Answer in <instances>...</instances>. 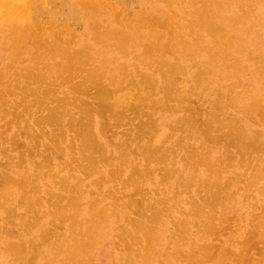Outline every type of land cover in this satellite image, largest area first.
Here are the masks:
<instances>
[{
	"label": "rangeland",
	"instance_id": "1",
	"mask_svg": "<svg viewBox=\"0 0 264 264\" xmlns=\"http://www.w3.org/2000/svg\"><path fill=\"white\" fill-rule=\"evenodd\" d=\"M12 1V2H11ZM26 1V0H25ZM25 1L23 0V1H18V0H8V1H6V0H0V9H1V12H0V18H2V19H4L5 21H1L2 19H0V135H2L1 137H0V172L2 171V169H4L5 167H2V163H3V166L5 165L4 163H7V159H6V157H5V155H3L2 154V152H3V148H5L8 144L9 145H12V146H16V144H18L19 146H20V144H22L23 142L22 141H24L25 142V147H21V150H26L24 153H25V155L23 154V153H21L22 155H24V156H27L28 158L29 157H32V161L34 162V164L35 163H39L41 160L40 159H42V156L41 155H43L44 157L47 155L50 159H52L53 161L52 162H50L51 164L49 165V166H52V164L53 165H55V163L56 164H61L62 162H66L67 161V156H66V154H67V152H68V148H67V145H70L71 146V143H69L71 140L70 139H72L71 137H70V135L71 136H73V138H74V136L76 135V133L74 134V131H76V132H79L78 134H80V131L81 130H83L85 127H87L88 128V130L90 129L89 127H88V125L89 124H87V123H85L84 125H83V127L81 126H77V129H76V127L75 126H73V130L72 129H69V124L68 125H66V123L67 122H62L61 123V121H58L57 122V120H56V122L58 123L57 124V126H56V124L54 123V126H56L55 128L52 126V128H54V130L55 131H52L53 129L51 128V126H49L46 122V124H40V122H39V124H40V127H41V131H40V129H38L39 127H37V126H39V124L38 125H35L32 121H35V118L37 117V119L36 120H38V121H41L42 122V118H43V120L44 119H46V118H50V117H52V116H55L56 114V110H55V112L53 111V113H50V111H51V109H49L50 107L51 108H55V105L56 106H59V107H61L60 105H63V108H66V109H68V110H71L72 109V112L74 111V114H75V112H77L78 114H75V115H79L81 112H79V110L81 111V109H84V106H83V103H84V101L86 100L87 102H85V103H87V105H88V108L90 107H92L93 106V108L95 109H92L91 108V113H93V114H91V119H90V121L93 119L94 120V122H93V120H92V123L90 122V127H91V129L93 128V132H94V134L96 135V137H97V140H98V142H99V144L101 145V149L103 150L102 151V154H104L105 156L103 157H100V159H99V157H96V156H98L97 155V153L95 152L94 154H92V157H96L97 158V160L98 161H96V159H95V162H97L98 164H96L94 167H99V168H97V172H96V168H95V172H93V173H91L90 174V172L89 173H87V175H86V173L84 172H82L81 173V175L80 174H77V178H75V180L73 181V183L70 185V188L69 189H71L70 190V192L69 193H67L69 190L67 189V191H62V192H58L61 196L59 197V196H57V193H52V192H50L51 190H50V188H46L45 189V187H48V186H46V184L47 185H49V182L47 181L45 184H40L38 187H35V186H32L31 188H33L34 189V191L36 190V188H37V190H39V193H40V191H41V193L39 194L38 192H37V194H35L34 192H31L32 194L34 193V195L38 198H40L41 200H44V202H45V206L43 205V210H45V209H47V210H49L50 212L48 213V215L45 217V218H43V221L41 222V224L38 226V228L36 229V230H34L33 232H31L30 234H29V237L31 238V239H33L36 243H39L41 240L39 239V237L40 236H42V234H45V233H42V232H45L46 231V229L48 228V227H50V226H52V225H54L55 223H58L57 221H56V219L54 220V218L55 217H53V215H52V212H55L56 211V209L57 208H60V206H64V205H67V204H69V202L71 201V199H70V197L72 196V194H73V196H75L76 197V191L78 190V188H79V190L80 189H82L83 190V192H82V194H83V198L86 200V201H89V200H91L92 199V195H91V193H90V195H89V192H92V190H93V192H94V194L93 195H95V196H93L94 198L97 196H100V194H101V192H102V194L104 195V192H105V194L108 196H106V195H102L101 194V196L104 198H102L101 200L103 201V202H105L104 204H107L109 207H112V205L113 206H116V208L114 207V209H115V214H114V217H113V220H112V222H111V224L113 225V224H116L117 222H119L121 219H123V216H126V214H128L129 213V215H130V217H134L135 219L136 218H138L139 216L138 215H136V214H139L138 212H137V210H142L143 209V207L145 208L146 206H150V205H148V203L146 204V202H149V204H152L153 202L156 204L157 203V201L158 202H160V203H157V205H155L154 203H153V207L152 208H154L155 206V208L153 209V211H156V209H160V208H162L163 207V205H162V201L164 202V200H168L169 198H172V199H174V202L175 203H173V204H171L172 206H174V207H171V205H170V207H168V210H167V215H163V221H164V223H163V221L161 220L160 222H159V224H158V227H156L157 229V231H156V234L158 235V242L159 243H157L156 244V246H154L155 247V249L153 250V251H151V255H149L150 257L148 258L147 257V264H150L151 262V264H160L159 263V260H161L162 261V252L163 251H165L166 250V248H167V250L169 249V246H170V248L171 249H169V254L172 252V250L174 249L173 248V241H174V239L176 240L177 239V237H180L181 235H182V233H183V235L182 236H184L185 235V237H186V235H187V232H186V229H189V231H188V233H190V234H188L187 235V237H186V239H182L185 243H182V246L179 244V246H178V249L176 250L175 249V251L173 250V253L172 254H174V252L176 253V252H178V254H181V255H176V254H174L176 257L173 259V257H172V254H168V261H162V263H164V264H167V262H168V264H174L175 262V264H190V262L189 261H192L191 259L193 258L194 259V264H195V261H199V262H202L206 257L205 256H208L207 254H212V253H210L211 252V249L210 248H213V247H215V245L217 244L218 246L220 245V246H222V242H220V239L223 241V246L224 247H226L228 244H230L229 246H227L226 247V250L227 249H229L228 251H233L232 253H230V252H226V250L223 248V254H225V255H223V254H221V257L220 258H218L219 259V261H218V259L217 260H213V261H211V263H210V260H208V259H205L204 260V262L207 260L210 264H254V263H256V261L257 260H260V257H258V255H256V253L259 251L260 252V250L263 248V243L262 244H260L259 242H257L256 241V245L253 243V242H255L254 241V238L252 237V234H251V236H250V230H251V227H253V225H254V223L257 221V218H258V211L257 210H254V209H249V210H246V212L244 211V216H242L241 217V219H243V225L244 226H242L241 227V223H240V219H237L238 217V213L234 210V209H236V208H232V211L231 210H229L230 212H228L227 213V218H226V224H228L229 226L232 224V226L233 227H238V225H239V228H236L235 230H234V234H233V237H232V239L230 240V241H228V238L225 236V235H218L219 237H221V238H217L216 239V237H217V235H212V237L210 236V237H206V238H204L203 237V235L204 236H206V235H208L207 233L205 234V230L207 229L206 228V226L207 225H204V222L203 221H201V223H203V224H201V223H198V222H200V219L199 220H195V222L196 221H198L197 222V224H201L202 226L204 225V227H202V226H199V229H198V227H197V229H196V226H198V225H196V223L194 222V220H193V222H190V216H188L187 218H185V216H187V215H184V212L185 213H188V211L189 210H191L192 208H191V206H192V204H195V203H200L201 202V204H203L204 203V200H207V198H206V196H207V194H208V197H209V203H210V200H211V196L209 195V193H210V191L208 192V191H205V190H203V189H201V188H199V190L197 189L198 187V185H196L195 184V186L194 185H192V187L191 188H189L188 189V192H189V190H191V192L189 193L191 196H190V198L192 197V199H189V194L187 193L186 195H185V193H182L181 192V195H180V190L178 189V188H175L174 186L175 185H173L172 183H170L168 180H167V182H166V180H163V179H161V181H160V177H159V175L158 174H163V172H161L160 171V169L161 170H163V168H162V164H160V160H159V162H153V164H152V166L153 167H151L150 169L149 168H147V167H144V166H139V164H138V166L136 167L137 169H135V167L133 168L132 166V168L134 169V171L132 170V168L131 167H129V168H123V170H122V172L120 171L122 168H120V167H118L117 165V167L119 168V170H117V172L119 173V171H120V174L122 173V178H121V180L119 181L118 179H115V177H117V176H113V175H111V176H113V178L115 179V181H113V179H112V182H111V180H110V177H108L109 175H108V170H109V172H111L110 170H111V167L112 168H116V166H114V165H112V166H109V165H107V162L108 161H105V162H101L102 161V158H105V157H107L108 158V160H109V154L111 153V151L115 148V145L114 144H116V147H118L119 145L120 146H122V144H121V142H122V140H124V142H125V137H127L128 139V145H129V147H127V148H125L126 147V145L125 144H123L124 146H122V150H123V147H124V151H126V152H128L130 155L136 150V152L138 153V154H140V152H139V150L137 149V147L135 146L137 143L139 144L141 141L143 142V140L145 139V140H152L151 142H153L152 143V145H154L155 146V149L157 150V154L158 153H161V152H164V149H166L167 147H170V148H172V149H174L176 152H174L172 149H170V148H167V150L170 152V154H172V156H174V157H172L173 158V160H175V162L173 161V163H176V164H178V166H180V164L183 162L184 163V159L186 160L185 162H186V164L188 165V166H190L191 164H193V165H191V167L193 168L194 167V164L196 165V160L198 159L199 160V158H201V157H203V156H206V154H211L212 152H215V151H212V150H216V152H217V154L215 155V156H217V157H215V159L218 161V163L220 162V163H222V164H225V165H227V164H231V163H234L235 164V166H237V167H240L241 165H239V164H246L245 166H251V164H252V166H251V168H253V165H255V164H257L258 166H262L263 164H260V162H261V160H263L264 159V147H262V146H264V135H259L260 134V131L261 132H264V100L261 102L262 103V105H260V109H258L257 111H253V112H249V114H248V112H243V111H238L236 108H233V107H229L228 106V108L226 107V106H222L221 104H220V95L218 94V92H217V84H220V78H223L222 79V81H221V83H223L224 84V82L225 83H228L229 81H228V77H225L226 75H225V67L223 66V65H220V64H224V63H226V61H225V59L220 55V50H216L217 52H218V54H219V56L217 55V56H215L213 59L211 58V56H210V54L209 53H205V52H198V54L200 53V55L198 56V61L199 62H201V63H203V64H205L206 63V66H204L206 69H205V73L207 72V75L205 76V79L201 82V83H199L198 84V86H197V84H195L194 85V83L192 82V80H190V79H192L191 77H190V75H188L187 77H185V78H180V84H179V90L181 91V93L183 94H185L186 95V97H188V101L190 102H188V101H186V103L184 102V103H179L178 104V102L176 101V100H178V99H176V100H173L174 98H176L175 96H173V95H171V96H168V98L169 99H171L172 101H169V99H167V93H165L166 95H163V93L165 92L163 89H162V91L160 92L159 90H160V87H159V84L157 83V80L155 81L154 80V77H152L153 75H154V72L157 70V68H158V66H157V63L156 62H159V59H161V58H163L164 60V63H165V61L166 60H168V58H167V51L165 50V47L167 48V43H165V42H168L166 39H168L169 41H170V39H172V37H173V35L172 34H179L180 35V37H182L183 39H186V40H188V39H192V36H193V31H194V24H197L199 27V29L200 30H198L199 32L201 31V32H203V37H204V40H205V42L206 43H208V44H212L213 42L215 43V42H217L218 40H216V39H219L217 36V33H215L214 32V27L213 28H210V26H209V24H207L206 22L204 23H202V25H206V26H202V25H200L201 23L199 22L200 21V19H198V18H195V16H199L200 14V17H202V19L204 18V15L202 14V12L200 11V9H202L201 7V5L202 4H204L203 2H205V5L207 4V2H208V0H203V1H201L200 2V0H191L192 2H194V3H190V2H188V4L187 3H185V2H181L182 3V6H181V4H180V1H178V0H96V1H92V0H81L80 1V3H79V1L78 0H62V2H61V0L59 1V0H41V1H39V0H27L26 1V4L28 5L29 4V6L27 7L26 6V4H25ZM45 1V2H44ZM47 1V2H46ZM66 1V2H65ZM92 1V2H91ZM177 1V2H176ZM240 1V2H239ZM249 1H250V3L252 4V5H250V3H249ZM4 2V3H3ZM17 2H18V4L20 5V3H21V9L19 8H17L16 10H14L15 8H14V6H18V4H17ZM24 2V3H23ZM40 2H41V4H40ZM83 2H86V4H89L88 6H91V7H86L85 5H82V3ZM89 2H91V3H89ZM96 2H99L96 6L95 5H93L92 3H95L96 4ZM173 2V3H172ZM245 2V3H244ZM3 3V4H2ZM7 4V7L9 8V10L7 11V8H6V4ZM42 3H44V4H42ZM144 3V4H143ZM169 3H171V6H169V4L167 5V4ZM176 3H179V4H176ZM190 3V4H189ZM197 3V4H196ZM201 3V4H200ZM233 3V4H232ZM239 3V4H238ZM262 3V4H261ZM35 4V5H34ZM73 4V5H72ZM84 4V3H83ZM242 4V6H240ZM2 5H3V7H2ZM12 5V6H11ZM25 6V8H24V6ZM32 5V6H31ZM37 5V6H36ZM92 5H93V8H92ZM186 5V6H185ZM194 5H196V6H198V7H196V6H194ZM239 5V6H238ZM257 5H258V7H257ZM39 6V7H38ZM71 6H73V7H71ZM109 6V7H108ZM110 6L112 7V9L110 8ZM114 6V7H113ZM145 6V7H144ZM194 8H193V7ZM245 8H244V7ZM246 6H248V8L246 7ZM261 6V7H260ZM264 0H231V5L229 6V7H227V9H225L224 10V14H225V16L229 19V21H230V23H232L233 25H235L236 23H238L237 25L241 28V32H239L240 34L242 33V34H245L244 36H242V42H245V38H246V42L244 43L245 45H248V48H247V50H246V54L245 55H247L248 54V52H249V57L250 58H252L253 56H254V58H252V60L253 61H250L248 64H250V65H252V66H249V65H243L241 68V72H240V74L241 75H243L242 76V78L241 79H239V83H241L240 84V86L237 88L238 90L237 91H241V90H243L244 89V87L245 86H247L248 84V86H252V84L253 85H255V76L253 75L255 72H257V70L260 68L261 69V64H264ZM33 7V8H32ZM35 7V8H34ZM60 7V8H59ZM77 7V8H76ZM94 7H96V8H94ZM106 7H108V9L106 8ZM144 7V8H143ZM184 7V8H183ZM23 8L24 9H26V8H28V9H26V12L24 11L23 13H27V14H23L22 13V11H23ZM31 8V9H30ZM49 8V9H48ZM81 8H83L82 9V12L80 11L81 10ZM110 8V9H109ZM113 8L114 9H116L117 8V10L115 11V12H113L112 13V11H114L113 10ZM197 8H200V9H198V12H201V13H199V14H197ZM203 8H204V6H203ZM228 8L231 10H228ZM247 8V9H246ZM249 8H250V10H249ZM10 9L12 10V11H14V13L17 11V13L16 14H14L13 12H11L10 11ZM44 9V10H43ZM78 11H77V10ZM87 9L89 10V11H87ZM144 9V10H143ZM178 9V10H177ZM181 10V12H180V10ZM184 9V10H183ZM192 9H194V10H192ZM242 9V10H241ZM245 9V10H244ZM253 9H256V10H253ZM19 10V11H18ZM28 10V11H27ZM42 10V11H41ZM94 10V11H93ZM95 10H97V12L95 11ZM119 10V11H118ZM161 10V11H160ZM166 10V11H165ZM196 10V11H195ZM249 10V11H248ZM253 10V13L251 12ZM260 12H259V11ZM29 11H31V13L29 12ZM86 11V12H85ZM106 11V12H105ZM149 11V12H148ZM192 11H194V12H192ZM243 11V12H242ZM244 11H248V13L246 12L245 14H244ZM255 11V12H254ZM11 12V13H10ZM18 12H20V13H18ZM96 12V13H95ZM99 12V13H98ZM100 12H101V14H103V15H101L100 14ZM103 12V13H102ZM127 12V13H126ZM143 12H144V14H145V16H147V17H145V16H143L144 14H143ZM148 12V13H147ZM172 12V13H171ZM180 12V13H179ZM235 12V13H234ZM5 13H7V14H11L10 15V17H11V19H10V17H9V19H6V17L5 16H9V15H4ZM13 13V14H12ZM80 13L81 14H83V15H80ZM120 14L122 17H119V16H117V14ZM124 13V14H123ZM132 13L133 15H130V14ZM151 13V15H149ZM160 13V14H159ZM163 13H164V16H161V15H163ZM176 13L178 14V15H176ZM194 13V14H193ZM196 13V14H195ZM240 13V14H239ZM19 14V15H18ZM20 14H23V15H21V17H22V20H19L20 19ZM28 14H30V16L28 15ZM73 14V15H72ZM87 15V16H85V15ZM91 14V15H90ZM98 14H100V15H98ZM138 14V15H137ZM251 14H253V15H251ZM14 15H16V16H14ZM28 15V16H27ZM55 15V16H54ZM74 15H75V17H74ZM98 15V16H97ZM114 15V16H113ZM129 15V16H128ZM135 15V16H134ZM140 15H142V16H140ZM246 15H248V16H246ZM18 16V17H17ZM26 16V17H25ZM38 16V17H37ZM43 16V17H42ZM92 16V17H91ZM116 16L119 18V20H117L116 19ZM127 16V17H126ZM134 16V17H133ZM168 16V17H167ZM177 16V17H176ZM238 16L240 17V18H238ZM30 17V18H29ZM90 17V18H89ZM95 17V18H94ZM104 19H103V18ZM106 17V18H105ZM137 17H141V18H143V19H139V21L137 20L138 18ZM150 17V18H149ZM174 17V18H173ZM180 19H179V18ZM193 19H192V18ZM241 17H245V18H247V19H242ZM8 18V17H7ZM26 18H28L27 20L29 21V22H27V23H25L26 21ZM35 18V19H34ZM99 18V19H98ZM104 20H102V19ZM127 18H129V19H127ZM133 18H136V21H134L135 19H133V21H132V19ZM149 20H148V19ZM164 18V19H163ZM238 18V19H237ZM260 18V19H259ZM17 19V21H15ZM88 19V20H87ZM90 19V20H89ZM127 19V20H126ZM151 19H153V20H155V21H153V22H151L152 20ZM168 19H170V20H168ZM177 19H179V20H177ZM191 19H192V21H191ZM198 19V21H196ZM237 19V20H236ZM251 19V20H250ZM18 20H19V23L21 22L22 24H23V26H22V24L20 23H18ZM74 20V21H73ZM87 22H86V21ZM98 21V23H97V21ZM108 20V21H107ZM117 20V21H116ZM120 20H123V21H121L120 22ZM140 20H142V22H143V24H142V22L140 21ZM144 20H146V22L144 21ZM158 20V21H157ZM168 20V22L166 23V21ZM189 20H190V22H189ZM234 20V21H233ZM252 20H253V23H252ZM10 21H11V23H10ZM15 21V22H14ZM34 21H36V23L34 22ZM51 21V22H50ZM84 21H85V23H84ZM94 21H96V22H94ZM125 21V22H124ZM157 21V22H156ZM163 21V23H161V22ZM181 21V22H180ZM185 21V22H184ZM237 21V22H236ZM239 21V22H238ZM242 21H244V24H243V22ZM5 22V23H4ZM16 22H17V24L18 25H20L21 26V28H20V26H17L16 25ZM56 22H57V24H56ZM74 22V23H73ZM91 22H92V24L93 25H91ZM105 22H107L108 23V25H107V23L105 24ZM123 22V23H122ZM126 22H128L127 24H129V23H131L132 22V24H131V27L129 28V27H127L128 25L126 24ZM151 22V23H150ZM154 22H156L155 24L157 25V26H153V25H155V24H153L152 25V23H154ZM159 22H160V24H159ZM178 22H180L179 24H178ZM236 22V23H235ZM240 22H242V23H240ZM245 22H248L249 24H250V26L251 25H253V27H254V32H253V35L252 36H249V34H248V31L246 30V28H245ZM258 22V23H257ZM262 22V23H261ZM2 23V24H1ZM24 23L25 24H27L26 26L29 28H27L26 26H24ZM48 23H49V25H48ZM96 23V24H95ZM102 23V24H101ZM122 23V24H121ZM141 23V24H140ZM166 23V24H165ZM188 23V24H187ZM258 25H260V26H258ZM6 24H8V25H6ZM14 24V25H13ZM51 24V25H50ZM110 24V25H109ZM149 24L150 25H152L151 26V28L149 27ZM162 24V25H161ZM174 24H176L175 25V27H172V25H174ZM16 25V26H15ZM37 25V26H36ZM78 25V26H77ZM85 25V26H84ZM88 25H89V27H88ZM99 25V26H98ZM136 26V28L134 29V27ZM138 25H140L139 27H137ZM142 25H143V27H142ZM40 26H43V28L45 29H41V27ZM56 26V27H55ZM88 28H87V27ZM112 26H114V27H112ZM122 26H124V27H122ZM146 26V27H145ZM160 26H164V27H160ZM183 26V27H182ZM200 26H201V28H200ZM14 29H13V28ZM17 27H19V29H17ZM38 27H40V31H38L39 29H38ZM56 29H55V28ZM90 27H92V29L90 28ZM99 27V28H98ZM110 27V28H109ZM117 27V28H116ZM178 27V28H177ZM180 27V28H179ZM181 27H182V29H181ZM186 27V28H185ZM189 27V28H188ZM190 27L193 29H191V31L192 32H190ZM206 27H208V29L206 28ZM259 27V28H258ZM25 28H27V29H25ZM30 28L31 29H33V30H30ZM36 28V29H35ZM53 28H54V30L55 31H53ZM71 28V29H70ZM98 28V29H97ZM103 28V29H102ZM106 28H108V29H106ZM114 28H115V30L117 29V31H115L114 30ZM118 28H119V30H118ZM123 28H125V29H123ZM129 28V30H127ZM131 28H133V29H131ZM145 28V29H144ZM165 28V29H164ZM168 28H170V30L168 29ZM175 28V29H174ZM210 28V29H209ZM16 29V30H15ZM97 29V30H96ZM149 29H150V31H149ZM152 29H154V31L152 30ZM160 31H159V30ZM172 29V30H171ZM256 29H259V30H256ZM11 32H10V31ZM17 30H18V33H17ZM29 30V31H28ZM35 30V31H34ZM36 30H37V35L36 34H34L35 32H36ZM44 32V33H47V31H48V35L47 34H44V33H41L42 31ZM95 30V31H94ZM102 30V31H101ZM132 30L133 31H135V33H137V30H138V33L137 34H133L132 33V36H135V37H133V39L131 38L132 36H131V32H132ZM142 30H144V31H142ZM181 30V31H180ZM208 30V31H207ZM210 30H213V32L212 31H210ZM244 30V31H243ZM256 30V31H255ZM32 31V32H31ZM104 31V32H103ZM106 31V32H105ZM149 31V32H148ZM152 31V32H151ZM184 31V32H183ZM197 31V32H198ZM224 31V34L226 33V34H228L227 33V31L228 30H223ZM17 34H15V33ZM34 32V33H33ZM38 32L39 33H41V34H43V35H45V36H43V35H41V34H39L38 35ZM58 32V33H57ZM73 32V33H72ZM93 32V33H92ZM95 32V33H94ZM100 32V33H99ZM111 32H113V33H111ZM143 32V33H142ZM146 32V33H145ZM152 33V34H154V35H156L157 34V37L156 36H154L155 38H156V40H155V38L153 37V35L152 34H149V33ZM165 32V33H164ZM182 32V33H181ZM190 32V33H189ZM206 32V33H205ZM209 32H212V33H215V34H213L214 36H212V33H210L209 34ZM258 32V33H257ZM28 33L30 34V35H28ZM33 33V34H32ZM99 33V36H97V34ZM101 33H103L102 35H104L102 38H101ZM106 35H105V34ZM107 33H108V35H107ZM111 33V37L109 36V34ZM141 33V35L143 36H141V35H139ZM183 33H185V35L183 34ZM189 33V34H188ZM247 33V34H246ZM10 34V35H9ZM12 34V35H11ZM21 34H23V36L21 35ZM51 34V35H50ZM57 34V35H56ZM113 34V35H112ZM117 34L119 35L118 36V40H117V38H115V36L117 37ZM130 34V35H129ZM145 36H144V35ZM167 36H166V35ZM183 34V35H182ZM218 34H220V33H218ZM225 34V35H226ZM261 34H263L262 36H261ZM25 35V36H24ZM32 35H34L35 36V38H34V36H32ZM54 35V36H53ZM61 35V37L63 36H67V37H69L70 39H72L71 41H69L70 39L69 38H67L66 36H65V38L64 39H69V40H66L65 42L66 43H68L67 41H69V43L70 42H73V43H70L71 44V46H67L66 44H65V42H63L64 41V39L63 40H60L59 38H61V37H59L58 38V36H60ZM73 36V37H76L75 38V42L77 43H75L74 41H73V37L71 38V36ZM152 36V38L151 37H149V36ZM159 35V36H158ZM170 35H172V36H170ZM182 35V36H181ZM190 35V36H189ZM221 35H223V34H221ZM224 35V36H225ZM229 35V34H228ZM232 35L233 34H230L229 36H231L230 38H233L234 39V37H232ZM19 36H21L20 37V39L21 40H23L24 41V43L18 38ZM33 38V39H35V41L31 38V37ZM42 36V37H41ZM47 36V37H46ZM120 36H122V39H123V37H125L124 39L126 40V41H128V43L126 44V41L123 39H120L121 37ZM137 36H141L140 38L139 37H137ZM147 36H148V38H147ZM166 36V37H165ZM223 36V37H224ZM229 36H227L226 37V39L227 38H229ZM13 37V38H12ZM14 37L15 38H17L18 39V41L15 43V39H14ZM36 37H39L40 38V40H42V42H44V43H41V46H42V44H45V43H47L48 44V48H47V44L45 45V47H41L39 44V42H38V40H37V42H38V44L36 45L34 42H36ZM108 37L110 38V39H108ZM128 37V38H127ZM207 37V38H206ZM213 37H214V39H213ZM219 37H220V35H219ZM252 37V38H251ZM256 37V38H255ZM25 38L27 39V40H25ZM31 38V39H30ZM52 38V39H51ZM97 38V39H96ZM98 38H100V39H98ZM103 38H105V39H107L106 41H105V39L103 40ZM134 38H136V39H134ZM147 38V39H146ZM225 38V37H224ZM224 38H222V39H224ZM14 39V40H13ZM48 39H49V41H48ZM77 39H80V42L78 41L77 42ZM115 39V40H114ZM129 39V40H128ZM145 39V41H143ZM162 39V40H161ZM220 39H221V37H220ZM219 39V40H220ZM250 39V40H249ZM20 40V41H19ZM44 40V41H43ZM55 42H54V41ZM56 40H58L59 41V43H58V41L56 42ZM103 40V41H102ZM116 40H117V42H116ZM120 40H122V42H123V44H122V42H119ZM135 40V41H134ZM138 40V41H137ZM140 40H142V41H140ZM153 40H155V42L153 41ZM235 40V39H234ZM248 40H249V43H248ZM263 40V41H262ZM30 41H32V42H30ZM97 41H100V42H97ZM103 42V44H102V42ZM105 41V42H104ZM112 41H114V42H112ZM160 41H162V43L165 45L164 47H163V44L161 45V43H160ZM253 41H254V43H253ZM261 41V42H260ZM11 42L13 43V45L15 44V46H14V49H11V48H13V47H11ZM18 42H20V43H18ZM41 42V41H40ZM108 42V43H107ZM145 42V43H144ZM156 42H159L160 44H156ZM171 42V41H170ZM252 42V43H251ZM22 43L24 44V45H22ZM32 43L33 44H35V45H32ZM57 43H58V45L59 46H57ZM60 43H61V45H60ZM111 43V44H110ZM120 43V44H119ZM131 43H135V44H131ZM141 43V44H140ZM155 43V45H158L160 48L158 49V47H157V49H158V54H156L157 52H156V47H154L155 45H153ZM261 43V44H260ZM18 44H20L21 46H22V48H21V46L20 45H18ZM118 44V46H116ZM149 44L152 46V48L153 49H151L153 52H151V50H147L148 49V46H149ZM252 44V45H251ZM258 44V45H257ZM52 45V46H51ZM69 45V44H68ZM122 45H128V47H127V49H126V47L123 49V47L124 46H122ZM142 45V46H141ZM144 45V46H143ZM146 45H148L147 47H146ZM3 46V47H2ZM19 47V48H17L18 50L20 49V51H19V53H18V51H17V49L15 48V47ZM64 47L65 48V50L67 49V47H68V50H67V52H65L64 50H62L61 51V48L60 47ZM95 46V47H94ZM121 46V47H120ZM131 46H133V50H132V48H131ZM162 46V47H161ZM231 46V45H230ZM249 46H252V47H249ZM38 47H39V49H38ZM74 47V48H73ZM116 47H119V48H116ZM150 47V46H149ZM256 47V48H255ZM43 48V49H42ZM54 50H53V49ZM64 48H62V49H64ZM88 48H89V50H88ZM115 48V49H114ZM144 48H146V49H144ZM164 48V51L162 52V53H164V54H161L160 55V53H161V51H162V49ZM230 48H231V50H230ZM229 48V51L232 53V51H233V49L232 48H234L233 46L232 47H230ZM260 48H262V50L260 49ZM38 49V50H40V52L39 51H37L36 52V50ZM45 49V50H44ZM73 49V50H72ZM93 49V50H92ZM95 49V50H94ZM99 49V50H98ZM143 49V50H142ZM150 49V48H149ZM248 49H250L249 51H248ZM252 49V50H251ZM10 50H11V53H10ZM13 50V51H12ZM35 50V51H34ZM71 50V51H70ZM79 50V51H78ZM123 52H122V51ZM125 50V51H124ZM126 50H128V53L126 52ZM161 50V51H160ZM22 51H23V53H22ZM25 51V52H24ZM45 51V52H44ZM56 53H55V52ZM75 51H76V53L78 54V55H76V53H75ZM90 52L88 55H87V52ZM130 51H132V52H130ZM148 51V52H147ZM248 51V52H247ZM252 51V52H251ZM255 51V52H254ZM17 52V54H15L14 55V53H16ZM33 52L34 53H37L38 55H37V58H39L40 56H42V59H44V60H42L41 58H39L40 59V61L42 62H39V61H37L36 60V57H35V55L36 54H33ZM42 52V54H39V53H41ZM47 52H49L48 54H47ZM52 52V54H50ZM98 53V56H96V54ZM104 52V53H103ZM130 52V53H129ZM146 52H147V54H146ZM155 52V53H154ZM166 52V53H165ZM30 53V54H29ZM53 53L54 54H59V56H62V55H64V56H66V57H70L71 58V56L74 54V57H73V59H71V60H69L68 61V59H69V57H68V59L67 58H63V59H61V58H59V56L58 55H53ZM100 53V54H99ZM102 53V54H101ZM141 53V54H140ZM150 53H152V54H154L155 56H157L156 58H155V56L153 57V55L152 54H150ZM255 53V54H254ZM260 53V54H259ZM31 54L33 55V56H31ZM65 54H68V55H65ZM71 56H70V55ZM80 54V55H79ZM127 54V55H126ZM129 54V55H128ZM137 54V57L135 56ZM149 54H150V57H149ZM252 54H253V56H252ZM9 55H12V57L14 56H16V61L14 62V63H12L13 62V60L12 61H10L11 59H14V58H12L11 56H9ZM47 57H46V56ZM54 57H53V56ZM76 55V56H75ZM86 55V56H85ZM108 55V56H107ZM112 55V56H111ZM159 55H160V57H159ZM164 55V56H163ZM19 56V57H18ZM45 56V57H44ZM53 58H52V57ZM64 56H62V57H64ZM106 56V57H105ZM116 56V57H115ZM134 56V57H133ZM257 56V57H256ZM262 57V59H258V57ZM50 57V58H49ZM75 57H76V59H81L80 61H81V63L79 64V60H77L78 62L77 63H75ZM78 57V58H77ZM83 59H82V58ZM86 57H87V59H86ZM98 57V58H97ZM133 57V58H132ZM149 57V58H148ZM209 57V58H208ZM218 57V58H217ZM220 57V58H219ZM30 58V59H29ZM46 58V59H45ZM47 58H49V59H47ZM107 58V59H106ZM116 58V59H115ZM136 58H138V59H136ZM153 58H155L156 60H153L152 61V59ZM167 58V59H166ZM203 58H205V59H203ZM241 58H243V60H242V62L243 63H245V61L244 60H246V58L245 57H241ZM33 60V62H32V60ZM35 59V60H34ZM38 59V60H39ZM55 59V61H53ZM98 59V60H97ZM106 59V60H105ZM134 59V60H133ZM149 59H151V61L149 60ZM212 59V62L210 63V60ZM215 59V60H214ZM254 59H257V60H254ZM47 60H48V63L49 64H51L52 62V64L50 65V67H49V64L47 63ZM72 60H74L73 62H72ZM86 60H88V63L86 64V66H84L85 65V62L84 61H86ZM97 60V61H96ZM103 60V61H102ZM109 60V61H108ZM112 60V61H111ZM214 60V61H213ZM224 60V62H222ZM34 61H37V63L36 62H34ZM62 61V62H61ZM70 61H71V63H70ZM102 61V62H101ZM124 61V62H123ZM149 61H150V64L148 65V63H149ZM169 61V60H168ZM256 61H258V62H256ZM260 61V62H259ZM3 62H5V63H3ZM7 62V63H6ZM44 62V63H43ZM45 62H46V64H48V67H49V69H48V67L46 66V65H44V66H46L45 68H42L43 67V64H45ZM61 62V63H60ZM67 62V63H66ZM69 62V63H68ZM89 62H91V67H89ZM93 62V63H92ZM96 62V63H95ZM126 62V63H125ZM142 62V63H141ZM151 62H153V63H151ZM167 62V61H166ZM254 62V63H253ZM34 63H36L37 65H34ZM40 63V64H39ZM60 64L59 66H60V76L58 75L59 74V72L57 71L56 72V67L58 66V65H55V64ZM65 63H66V65H65ZM74 63H75V65H74ZM98 63V64H97ZM100 63V64H99ZM122 63H125V64H122ZM160 63V62H159ZM158 63V64H159ZM247 63V62H246ZM5 64H11L10 66H12V68L9 66V65H7V67L5 68ZM39 64V65H38ZM53 64H54V66H56L55 67V69H53ZM62 64H64L63 66H62ZM70 64V65H69ZM105 65V66H108V67H106V72H107V75L105 74H102V76H104V77H102V79H103V81H100V86H98V88H100L101 86L102 87H104V86H109L110 88L109 89H111V91H113V89L115 90V92H116V94H115V96H114V93H113V95L111 94V96H110V100L111 101H114V99H115V97H116V99H115V101H116V103H115V106L114 107H112V109H110V110H113L114 108H115V110L116 111H114L113 110V112H115V113H117V115H118V117L119 118H115V116H113L112 114H114L113 112H111L110 110V112L112 113L111 115H110V113L109 112H106L105 111V113L106 114H104L103 116H105L106 115V118H108V119H106L105 117H100L99 115L100 114H102V113H99V115H98V112H97V105L99 104V100L98 99H96L97 98V93L99 94V92L101 91L100 89H105L106 87H104V88H100L99 89V91H97L98 90V88L96 87V89H94L95 88V86H93L94 88H92L91 89V91H90V87H92V85H94L93 83H95L96 81H98L100 78H101V76L99 75L98 77L97 76H95L94 74H93V76H92V74L90 75L89 73L90 72H93V69L95 68H99L101 65ZM121 64V65H120ZM130 64V65H129ZM137 64H138V66H137ZM145 64V65H144ZM147 64V65H146ZM153 64V65H152ZM256 64V65H255ZM27 65H28V67L30 68V69H28L27 68V70H25L24 69V67H27ZM77 65V66H76ZM81 66V68H80V66ZM93 65V66H92ZM96 65H98L97 67H95ZM119 65V66H118ZM124 65H125V67H126V69L124 68ZM135 65V66H134ZM255 65V66H254ZM258 65H260V66H258ZM30 66H32V68L30 67ZM64 66H68V68H66L65 70V72L66 73H64V72H62V69H61V67H64ZM69 66H71V68H73L72 69V73H75L74 75L72 74V73H70V71H71V69L69 68ZM75 66V67H74ZM120 66H123L122 68L124 69V74H123V72L121 71L120 72ZM134 66V67H133ZM149 66H150V68H149ZM151 66H152V68H151ZM215 66V67H214ZM221 66V67H220ZM223 66V67H222ZM35 67H37V69H36V71H35ZM52 67V68H51ZM85 69H83V68ZM112 67V68H111ZM114 67L115 68H117V69H114ZM119 67V68H118ZM133 67V68H132ZM156 67V68H155ZM219 67V68H218ZM257 67V68H256ZM20 68L22 69V70H20ZM34 68V69H33ZM65 68V67H64ZM78 68H80L81 70H78ZM89 68H90V70L91 71H89V72H86L87 70H89ZM135 68H137V70H139V72L137 71V72H135L134 70H135ZM223 68V69H222ZM244 68V69H243ZM246 68V69H245ZM256 68V69H255ZM43 69V70H42ZM46 69V70H45ZM50 69H53V70H50ZM70 71H69V70ZM75 69H77L78 71H77V73H76V71H75ZM94 69V70H95ZM122 69V70H123ZM131 69V70H130ZM215 69V70H214ZM28 70H30V71H32L31 72V74L30 73H28L29 71ZM48 70V71H47ZM49 70H50V72H49ZM55 70V71H54ZM64 70V69H63ZM69 71V73H68V71ZM111 70V71H110ZM242 70H243V72H242ZM263 72H264V67L261 69ZM28 71V72H27ZM45 71V72H44ZM81 71H82V74H81ZM117 71V72H116ZM119 71V72H118ZM133 71V72H132ZM210 73H209V72ZM255 71V72H254ZM261 71V73H263ZM43 72V73H42ZM54 72H56V73H54ZM61 72H62V74H61ZM111 74L112 72V74H111V76H110V74ZM130 72H132V73H130ZM146 72H148V73H146ZM153 72V73H152ZM221 72V73H220ZM21 73H23V74H21ZM27 73H28V75L31 77V79H29L30 77L27 75ZM32 73H34V74H32ZM41 73V74H40ZM48 73V74H47ZM50 73V74H49ZM52 73H54V74H52ZM64 73V74H63ZM89 75H88V74ZM115 73V74H114ZM118 73H120V74H118ZM121 73H122V75H121ZM209 73V74H208ZM214 73H216V74H214ZM2 74V75H1ZM22 76H21V75ZM46 74V75H45ZM80 74H81V76H80ZM127 74V75H126ZM130 74V75H129ZM140 74H142V75H140ZM218 74V75H217ZM252 74V75H251ZM260 74V72L258 73V75ZM39 75V76H38ZM40 75H41V77H40ZM42 75H43V77H42ZM51 75H53V78H52V76ZM57 75V76H56ZM65 75V76H64ZM72 76V79L70 80V78L71 77H69V76ZM76 75V79L74 78L73 79V76H75ZM97 75V74H96ZM24 76V77H23ZM28 76V77H27ZM44 76L46 77V78H48V79H50V80H48V79H46V78H44ZM50 78H49V77ZM55 76H56V78H55ZM66 76L67 77H69V79L68 78H66ZM86 78V80H85V78ZM95 76V77H94ZM146 78V80H147V78H149V79H151L149 82L151 83H153V80L155 81V85H154V83H153V87L154 88H152L151 86H152V84H151V86H148L147 85V87H146V85L144 86V87H146L145 89L146 90H150L149 88L151 87V90L152 89H155L153 92L154 93H152V94H154V95H151L150 96V94H151V92L149 93V96H150V98H149V96L147 95L145 98L147 99H143V101H141L140 103L138 102V103H135V102H131L130 100H127L128 98H126V99H124L123 98V96H124V94L123 93H125L124 91V89H126V88H128V86H129V88H132L133 86V84H136V82L138 81V80H144L145 81V78ZM216 76V77H215ZM250 76V77H249ZM254 76V77H253ZM34 77H35V79H36V77H40V78H38V80L36 79V82L34 83V81H35V79H34ZM58 77H61V79L60 78H58ZM64 77V78H63ZM78 77V78H77ZM84 79H83V78ZM95 78V79H92V78ZM97 77V78H96ZM100 77V78H99ZM106 77V78H105ZM218 77V78H217ZM4 78V79H3ZM15 78V79H14ZM19 78V79H18ZM41 78H44L45 79V81L43 80V81H39V80H41ZM58 78V80H56ZM109 78L111 79V80H109ZM112 78H117L116 80H113ZM122 78H124V80H123V82H122V84H121V82H120V80H122ZM130 78H131V80H132V82L131 83H129L128 82V80H130ZM133 78V79H132ZM139 78V79H138ZM153 78V79H152ZM178 78H179V76H178ZM227 78V79H226ZM34 79V80H33ZM54 79H55V83L56 84H58V86L56 85H54V84H50L52 81L54 82ZM70 80V81H64V80ZM83 79V80H82ZM90 80V82H91V84H90V82H89V80ZM148 79V80H149ZM185 79V80H184ZM243 79V80H242ZM32 80H33V82H32ZM86 82H88V83H86ZM108 80V81H107ZM118 80V81H117ZM127 80V81H126ZM130 80V81H131ZM188 82H187V81ZM189 80H190V82H189ZM207 80H208V82H207ZM213 80V81H212ZM20 82V85L18 84L19 82ZM37 81H39V82H37ZM50 82V83H48V82ZM72 81V82H71ZM78 81V82H77ZM114 81H115V83H114ZM135 81V82H134ZM183 81V82H182ZM14 82H17V86H18V88L19 89H17L16 87L17 86H14ZM44 82H46V83H44ZM52 82V83H53ZM63 82H65L64 83V85H62L63 84ZM67 82V83H66ZM82 82H84V83H82ZM93 82V83H92ZM108 82V83H107ZM118 82V83H117ZM125 82V83H124ZM204 82V83H203ZM209 82L211 83V84H209ZM263 82H264V80H263ZM11 83V84H10ZM28 84V86H27V84ZM62 83V84H61ZM74 83V85L72 86L71 84H73ZM75 83L77 84V86L75 85ZM99 84V81L98 82H96V84ZM150 83H148V84H150ZM217 83V84H216ZM70 84V85H69ZM79 84L81 85V88H78V86H79ZM84 84V85H83ZM91 85V86H88V85ZM95 84V85H96ZM111 84H112V86H111ZM116 84V85H115ZM145 84V83H144ZM147 84V83H146ZM22 85V86H21ZM83 85V86H82ZM128 85V86H127ZM192 85V86H191ZM200 85V86H199ZM205 85V86H204ZM242 85V86H241ZM264 85V84H263ZM14 86V87H13ZM25 86V88H23ZM55 86V87H54ZM76 86V87H75ZM84 86H86L85 88V91H84ZM197 86V87H196ZM204 86V87H203ZM207 86V87H206ZM51 87H52V89L53 90H55V92H53V90H51ZM71 87H72V89H71ZM136 87V86H135ZM188 87H192L193 89H194V91H192V90H190V91H192V93H196L197 95H194V94H192L190 91H189V89H188ZM195 87V88H194ZM201 87V88H200ZM243 87V88H242ZM46 88V89H45ZM48 88H50V90H49V95H48ZM76 88V89H75ZM182 88V89H181ZM196 88H198V89H196ZM207 89V91H205L206 89ZM263 88H264V86H263ZM45 89V90H44ZM67 89V90H66ZM83 89V91L81 92V90ZM89 91H88V90ZM183 89H185V90H183ZM188 89V90H187ZM196 89V90H195ZM215 89V90H214ZM7 90H9L10 92H8ZM29 90H31V91H29ZM118 92H117V91ZM120 90H123V91H120ZM166 91H167V88L165 89ZM186 90H187V92H186ZM201 90H203L202 91V94H200L201 93ZM214 90V91H213ZM35 91H40V94H38V92H36L35 93ZM42 91H44L45 93H47L46 94V96L44 95V92H43V95L45 96V99H41V98H43V96H42ZM47 91V92H46ZM64 91V92H63ZM75 91L77 92V91H79V92H77V93H75ZM111 91H110V93H111ZM164 91V92H163ZM263 91H264V89H263ZM20 92H27V96H26V94L24 95V93H21L20 94ZM30 92H33V94L31 95L30 94ZM73 92H74V94H73ZM114 92V91H113ZM189 92V93H188ZM217 92V93H216ZM11 93V94H10ZM17 93H19V95L17 96ZM54 95H53V94ZM79 93V94H78ZM87 93H89L88 94V96H86L85 94ZM93 93H96V94H93ZM207 93V94H206ZM8 94H10V95H8ZM16 94V95H15ZM28 94H29V96H28ZM35 94V95H34ZM37 94V95H36ZM67 96H66V95ZM120 94V95H119ZM212 94V95H211ZM3 95V96H2ZM20 95H22L25 99H24V101L23 100H20V99H22L23 97L22 96H20ZM38 95H40V96H38ZM56 95H58V96H56ZM75 95V96H74ZM76 95H78V96H76ZM192 95V96H191ZM202 95V96H201ZM51 98V96H52V99L54 100V102L52 103H49L50 102V99H49V97ZM55 96V97H54ZM61 96V97H60ZM64 96H66V99H68V100H66V99H63L62 97H64ZM70 96H72L71 98H70ZM74 96V97H73ZM199 96V97H198ZM206 96H208V97H206ZM218 96V97H217ZM26 97H28V98H26ZM34 99H33V98ZM38 97H40V98H38ZM61 98L60 100L58 99V100H56L57 102H55V99H57V98ZM77 97H79V98H77ZM81 97H82V99L84 100V101H79L80 99H81ZM120 97H122V99L120 100ZM161 99H160V98ZM165 97V99L167 100H163V98ZM198 97V98H197ZM31 98V99H30ZM65 98V97H64ZM74 98V99H73ZM76 98H77V100H76ZM93 98V99H92ZM113 98V99H112ZM157 98H158V100H157ZM196 98V99H195ZM201 98V99H200ZM27 99V100H26ZM28 99H30V100H28ZM35 99H36V101H35ZM42 100V101H37V100ZM49 99V100H48ZM51 99V100H52ZM79 99V100H78ZM81 99V100H82ZM95 99H96V101H95ZM152 99L154 100V101H152ZM195 99V100H194ZM26 100V101H25ZM44 100V101H43ZM52 100V101H53ZM62 100V101H61ZM91 100V101H90ZM92 100H94V101H92ZM192 100L193 101H195L194 103L192 102ZM197 100V101H196ZM204 100V101H203ZM217 101V102H215V101ZM23 101V102H22ZM46 101V102H45ZM59 101H61V102H65V104L66 105H64L63 103L61 104V102L59 103ZM68 101L70 102L69 104H68ZM75 101V102H74ZM120 101V102H119ZM126 101V102H125ZM158 101H160V102H158ZM169 101V102H168ZM199 101V102H198ZM212 101V102H211ZM17 102H19V103H17ZM22 102V103H21ZM73 102L76 104V105H74L73 104ZM80 102V103H79ZM90 104H89V103ZM92 102V103H91ZM95 102V103H94ZM96 102H98V104L96 103ZM157 102H158V104H157ZM165 102H167V103H165ZM219 102V103H218ZM134 104L133 106L134 107H136L137 105H138V107H136V108H138V109H133L132 107H130V108H128V106H130V104ZM147 103V104H146ZM150 103H154V104H150ZM156 103V104H155ZM160 103V104H159ZM189 103V104H188ZM23 104V105H22ZM97 104V105H96ZM142 104V105H141ZM144 104V105H143ZM162 104H164V105H162ZM183 104V105H182ZM194 104H196V105H194ZM37 105V106H36ZM40 107H39V106ZM72 105V106H71ZM78 105V106H77ZM96 105V106H95ZM125 105H126V107H125ZM136 105V106H135ZM141 107H140V106ZM158 105H160V106H158ZM163 107H162V106ZM170 106V107H168V106ZM177 105V106H176ZM201 105V106H200ZM208 105L210 106V107H208ZM214 105H216V106H214ZM23 106H25V107H23ZM34 106V107H33ZM65 106V107H64ZM79 106H80V108H79ZM81 106H83V107H81ZM124 106V107H123ZM144 108H143V107ZM148 106H149V108H148ZM157 107V109H156V107L155 108H153V107ZM164 106H167V108H169L168 110H170L171 109V112L169 113V111L168 110H166L165 111V109H167L166 107L164 108ZM173 106H174V108H173ZM218 106V107H217ZM5 107V108H4ZM28 107H30V109H31V111H29V109H28ZM37 107H39V113H38V111L36 110L37 109ZM172 107V108H171ZM178 107H180L179 109H178ZM182 107V108H181ZM192 107V108H191ZM262 107V108H261ZM2 108H4V110L2 109ZM27 108V109H26ZM43 109V110H41V109ZM46 108H48L50 111H48V110H46ZM62 108V107H61ZM61 108H59V109H61ZM139 108H140V110H139ZM151 108V109H150ZM194 108V109H193ZM197 108H198V110H197ZM201 110H200V109ZM203 108V109H202ZM216 108H219L220 110H218V112H216L217 110H215V116H219V117H221V118H232V120H239V118H241V117H244L245 119H247V116H248V119H247V121H248V123H251V124H248V128H250L249 129V133H251L250 135H251V137L252 138H254V140L252 141V142H255L253 145L251 144H249V142H247V143H245V141H243L242 140V138H239V134L241 133L240 132V130L237 128V124L235 125L234 124V122H231V123H229V125H228V123L227 124H224V125H222V126H225V128H222V126L220 127V128H222V129H220L219 127L217 128L216 127V123L215 122H213L212 120H211V117H210V112H211V110L212 109H216ZM45 109V110H44ZM141 109L143 110V112H144V110H145V113L147 112V114L146 115H149V114H152L151 116L149 115V118H151V119H153L152 121L154 122L155 121V123H150V120H149V118H147V117H145L146 115H144V114H142L141 113ZM160 109H161V111H160ZM163 109V110H162ZM173 109V110H172ZM193 109V112L196 110V111H199V113L198 112H192L191 110ZM206 109V110H205ZM224 109V111H222ZM2 110L3 111H6L5 112V114H3L4 112H2ZM7 110H8V112H7ZM22 110H25V111H23V113H22ZM92 110H94V112H92ZM123 110V111H122ZM130 110V111H129ZM138 111L139 110V112L137 113V115H135V111ZM154 110V111H153ZM176 110H179V111H181V113L179 112V111H177V113H174V111H176ZM183 110H187V113H188V111H190L188 114L186 113V114H184V112H183ZM205 110V111H204ZM19 111H20V113L21 114H19ZM28 111V112H27ZM59 111V110H58ZM203 111V112H202ZM209 111V112H208ZM220 111H221V114H220ZM233 111V112H232ZM238 111V112H237ZM260 111L262 112V113H260ZM18 112V113H17ZM31 112V113H30ZM33 112V113H32ZM50 114H49V113ZM152 112V113H151ZM207 112V113H206ZM42 113V114H41ZM47 113L49 114V117H47ZM122 113V114H121ZM260 113V114H259ZM14 114V115H13ZM42 115V116H36V115ZM142 114V115H141ZM155 114V115H154ZM190 114V115H189ZM193 114H194V116L195 117H193ZM203 114H205V115H203ZM231 114V115H230ZM251 114L253 115L252 117L253 118H255V120L253 119V121L251 120ZM256 114V115H255ZM261 114H263L262 116H261ZM23 115H24V117H23ZM46 115V116H45ZM140 115V116H139ZM144 115V117H143V119L144 120H142L141 118H142V116ZM168 115V116H167ZM180 115V116H179ZM188 115V116H187ZM202 115V116H201ZM229 115V116H228ZM234 115V116H233ZM237 115V116H236ZM245 115V116H244ZM257 115H259V116H257ZM4 116V117H3ZM15 116H17V117H15ZM29 116V117H28ZM107 116H109V117H107ZM122 116V117H121ZM135 116V118L136 117H140V118H136V119H134L133 117ZM184 116H185V118L186 119H190V121H184L185 120V118H184ZM187 116V117H186ZM189 116H191V117H193L192 119L189 117ZM233 116V117H232ZM34 117V118H33ZM95 117H97V118H95ZM129 117V118H128ZM167 117L169 118V119H167ZM179 117H183L182 118V121H181V118H180V121H179ZM189 117V118H188ZM258 117V118H257ZM262 117H263V119H262ZM13 118H15V119H13ZM16 118H18V120L16 119ZM22 118H24V119H22ZM98 118H99V120H98ZM104 118V119H103ZM110 118V119H109ZM149 120V121H147V119ZM194 118H196V120L194 119ZM201 118H202V120H201ZM217 118V117H216ZM12 119H13V122H19V123H21V124H19V125H15V123H12ZM26 119H27V121H28V123H27V121H26ZM34 119V120H33ZM41 119V120H40ZM102 119V120H101ZM112 119V120H111ZM141 119V120H140ZM158 119V120H157ZM178 119V120H177ZM194 119V120H193ZM249 119H250V121H249ZM15 120H17V121H15ZM55 120V119H54ZM60 120V119H59ZM114 120H117V124H115V122H114ZM130 120H134L133 121V126H132V121H130ZM209 120V121H208ZM258 120V121H257ZM260 120H262L261 122H260V125H259V127H258V124H259V121ZM9 121H11V123L9 122ZM25 121H26V123H25ZM38 121H36V122H38ZM45 121V120H44ZM44 121L42 122V123H44ZM127 121H129V123H127ZM140 121H142V123H143V121H144V123H143V125H142V123H141V125H138V128H136L135 127V129H137V130H135L134 129V126L135 125H137V124H140V123H137V122H140ZM145 121L146 122H148V123H146V124H150V125H146V127L144 126L145 125ZM151 121V122H152ZM176 121H179V123H177ZM184 121V122H183ZM205 121V122H204ZM208 121V122H207ZM211 121V122H210ZM255 121V122H254ZM256 121H257V124H255L256 123ZM51 122V121H50ZM59 122L62 124L61 125V129L62 128H64V129H62L64 132H63V134L62 133H60V131H61V129H60V125H59ZM124 122V123H123ZM127 124H126V123ZM181 122V123H180ZM183 122V123H182ZM185 122H187V123H185ZM190 122V123H189ZM203 122V123H202ZM210 122V123H209ZM64 123V124H63ZM84 123V122H83ZM157 123V124H156ZM172 123V124H171ZM188 124L189 123V126L187 125H183V124ZM207 123V124H206ZM209 123V124H208ZM214 123V124H213ZM24 124V125H23ZM92 124H96V126L94 127ZM104 125V126H102V125ZM124 124H126V125H124ZM175 124V125H174ZM210 124H212V126L210 125ZM261 124H263V125H261ZM21 125V126H20ZM28 125H31L32 126V128L34 127V130L32 131V129H31V127L29 126L28 127ZM65 125H66V127H65ZM109 125V126H108ZM154 125H156L158 128H160V129H158L156 126L154 127V129L153 130H155V128H157V130H161L160 132H161V134H162V136H161V138H159V141H160V139H161V141L159 142V141H157V143H155L154 141L156 140V139H152V137H153V135L155 134L154 133V131H152L151 129H150V126L151 127H153ZM170 125V126H169ZM183 125V126H182ZM253 125V126H252ZM11 126H12V128H11ZM16 126V127H15ZM23 126H24V128H23ZM64 126V127H63ZM132 126V127H131ZM140 126V127H139ZM147 126H149L148 128L149 129H147ZM173 127V129H171L172 127ZM177 126V127H176ZM180 126H182L181 128H183V130H184V128H185V130L183 131V130H178V127H180ZM219 126V125H218ZM229 127V129H227L226 127ZM8 127H10V128H8ZM20 127V128H19ZM22 127V128H21ZM28 127V134H30V136H28V135H26V133H27V131H25L24 129H26ZM42 127H43V130H42ZM145 127V129H146V131L148 132L149 130H150V132L151 133H147V134H149V135H146V137H145V135L144 134H142L143 135V137L142 136H140L139 135V133L140 132H138V129H140V128H144ZM174 127H175V129H177L178 130V132H177V130H175L174 129ZM188 127V128H187ZM210 128V129H207V128ZM214 127H216V128H214ZM5 128V129H4ZM19 128V129H18ZM51 128V129H50ZM58 128V129H57ZM72 128V127H71ZM75 128V129H74ZM108 130H107V129ZM129 128V131L127 130ZM180 128V129H181ZM186 128H187V130H186ZM260 128V129H259ZM6 129H8V131L6 130ZM20 130V131H18V130ZM48 129V130H47ZM57 129V130H56ZM132 129V130H131ZM168 129H170V130H168ZM214 129H216V130H214ZM3 130H5L4 132L5 133H3L2 134V131ZM10 130V131H9ZM14 130H17V132H15ZM25 131V132H23V131ZM58 130H60V131H58ZM69 130H71L70 132H69ZM85 130V129H84ZM86 131V132H90V131ZM233 130H235L236 132H240L239 134H237L235 131H233ZM252 130V131H251ZM254 130V131H253ZM21 131L23 132V134H21ZM46 131H47V134H49V135H52V133H54L53 134V138H51V136L50 137H48V138H50V139H47V136H44L45 135V133H46ZM108 131V132H107ZM115 131V132H114ZM140 131V130H139ZM143 132L145 131V130H142ZM251 131V132H250ZM33 132V133H32ZM40 132H42V133H44L43 135H42V133H40ZM86 132H84V133H86ZM132 132V133H131ZM155 132H156V130H155ZM174 132V133H173ZM180 132V133H179ZM182 132V133H181ZM256 132V133H255ZM14 133L15 134H17V136L16 135H14ZM25 133V134H24ZM35 133H37V135L40 133L41 135H39V136H41L43 139H44V141H43V139H41V137H36V138H38L39 140L37 141V142H39L38 144H40V146H37L36 145V142L34 143L33 142V140L34 139H32V137H34L35 138V136H36V134ZM55 133H57V134H59L58 136L59 137H61L62 135L65 137V142L63 143L62 142V140H61V138L59 139V137H57L56 139L58 140V141H56L57 142V144H59L62 148L63 147H65V148H63V150H64V153H63V151H62V149H60L61 147H59L58 148V146L56 147V146H54V145H56V142L55 141H52V140H55L54 139V137L55 136H57ZM125 133H127V134H130L131 133V135H126V136H124L125 135ZM133 133H137V134H133ZM253 133H254V135H253ZM257 133H258V135H257ZM6 134H11L12 136H7L6 138L4 137V136H6ZM34 134H35V136H34ZM62 134V135H61ZM74 134V135H73ZM124 134V135H123ZM150 134L152 135V137H149L150 136ZM189 134V136H191L192 138H190L189 136L188 137H186L187 135ZM13 135L14 136H16V137H14L15 138V141L17 140L18 142H16V144H15V142H14V144L15 145H13V144H11V143H13V141L12 142H10V140H11V137L13 138ZM21 135H23V137H21ZM32 135V136H31ZM48 135V136H49ZM61 135V136H60ZM123 135V136H122ZM172 135V136H171ZM180 135H181V137H182V139H181V141H180V139L178 138V137H180ZM78 136V135H77ZM77 136H75V138H77ZM134 136V137H133ZM138 136H140V137H142L141 139L142 140H139V138H138ZM147 136H148V138H147ZM170 138H169V137ZM241 136V135H240ZM119 137H121V138H119ZM165 137V138H164ZM185 137V138H184ZM3 138V139H2ZM30 138V139H29ZM36 138H35V140H36ZM63 138V137H62ZM75 138H74V142H75ZM138 138V142H137V140H135V139H137ZM168 138H169V140H168ZM171 138H173V139H171ZM175 138H177V139H175ZM185 140H184V139ZM190 138V139H189ZM199 138V139H198ZM20 139V140H19ZM32 139V140H31ZM52 139V140H51ZM122 139V140H121ZM132 139H134L133 140V142H131L130 143V140L132 141ZM164 139V140H163ZM166 139V140H165ZM175 139V140H174ZM189 141H188V140ZM3 140H5V142L3 141ZM13 140V139H12ZM31 140V141H30ZM34 140V141H35ZM41 140V141H40ZM49 140V141H48ZM51 140V141H50ZM171 140V141H170ZM189 142H187V141ZM194 140V141H193ZM256 140V141H255ZM47 141V142H46ZM162 141H164L163 143H162ZM178 141V142H177ZM179 141H180V144L178 145V146H174V145H177V144H175V143H179ZM261 141V142H260ZM2 142H3V144H2ZM20 142V143H19ZM29 142V143H28ZM32 142V143H31ZM45 144H44V143ZM54 142V143H53ZM59 142V143H58ZM72 142V141H71ZM73 142V143H74ZM113 142H115V143H113ZM117 142V143H116ZM120 142V143H119ZM135 142V143H134ZM171 142H173V143H171ZM175 142V143H174ZM183 142V143H182ZM256 142H257V144H256ZM28 143V144H27ZM35 144L37 147H36V149L34 150L33 148H32V146H31V144ZM50 145H49V144ZM126 143V142H125ZM163 144V146H162V144ZM186 143V144H185ZM251 143V142H250ZM258 143H259V146H258ZM24 144V143H23ZM22 144V146H24ZM33 144V145H34ZM49 145V147H48V145ZM66 144V145H65ZM119 144V145H118ZM135 144V145H134ZM158 144V145H157ZM169 144H172V145H169ZM182 144H183V146H182ZM260 144H262V145H260ZM31 147H30V146ZM35 145H34V147H35ZM45 145V147L46 148H48L47 149V152H49V154H46V151L44 152V148L45 147H43ZM75 148L73 149V151H74V155H78L79 154V152H78V148H77V146H76V144L74 143V144H72ZM118 145V146H117ZM127 145V146H128ZM181 145V146H180ZM190 145H192L194 148H192ZM254 145H256V146H254ZM2 146V147H1ZM28 146V147H27ZM73 146H71V147H73ZM135 146V147H134ZM138 146V145H137ZM160 146H161V148H160ZM173 146H174V148H173ZM186 146V147H185ZM188 146V147H187ZM200 146H202V147H200ZM248 146V147H247ZM53 147H54V149H53ZM57 149H56V148ZM112 147V148H111ZM134 147V148H133ZM159 147V148H158ZM191 147V148H190ZM210 147V148H209ZM252 147V148H251ZM26 148V149H25ZM38 148H40L38 151H36ZM50 148H52L53 149V151H56L55 153H52V149H50ZM112 150H111V149ZM164 148V149H163ZM184 149V151H183V149ZM189 148V149H188ZM200 148V149H199ZM260 148V149H259ZM29 149L31 150H33L32 152H34V151H36V152H34V153H30L31 151H29ZM58 149H60V151H62L61 153V157H60V160H59V162H58V159L57 158H59L58 156H60V155H58V153L60 154V151H58ZM127 149V150H126ZM176 149H178V151L176 150ZM181 149V150H180ZM186 149H188L187 150V152L185 153V151H186ZM195 149H196V151H195ZM204 150L203 152H202V150ZM133 151L132 153H131V151ZM192 150V151H191ZM27 151H29V153H27ZM44 152V154H43V152ZM188 151H191L192 153H193V155H192V153H189ZM196 153H195V152ZM209 151H210V153H209ZM23 152V151H22ZM41 152V153H40ZM104 152V153H103ZM110 152V153H109ZM180 152V153H179ZM197 152H198V154H197ZM200 152H202V153H200ZM39 153L41 154V155H39ZM56 153H57V158H56ZM75 153H77V154H75ZM99 153H101V152H99ZM106 153V154H105ZM135 153V152H134ZM136 153V154H137ZM155 153V154H156ZM184 153V154H183ZM200 153V154H199ZM28 154V155H27ZM34 154V155H33ZM36 154H38L37 156H36ZM194 154H195V156H194ZM262 154V155H261ZM49 155H52V156H49ZM86 155H89V153H85V157H87ZM100 155V154H99ZM198 155L200 156V157H198ZM132 156H134V155H132ZM137 156V157H136ZM189 156H191L192 158H193V160H189L187 157H189ZM194 156V157H193ZM259 156H261V157H259ZM78 157H80V158H83V156L82 155H78ZM135 158H137V160H138V162H139V155H135L134 156ZM33 158H34V160H33ZM62 158H64L65 159V161H64V159H62ZM106 158V159H107ZM160 158V154L159 155H155V160L156 161H158L157 159H159ZM184 158V159H183ZM2 159V160H1ZM49 159V160H50ZM86 159V158H85ZM177 159V160H176ZM188 159V160H187ZM196 159V160H195ZM257 159H259L258 160V162H256L257 161ZM84 160V159H83ZM94 160V159H93ZM101 160V161H100ZM182 160V161H181ZM197 160V161H198ZM256 160V161H255ZM189 162V164H188V162ZM192 161V162H191ZM260 161V162H259ZM58 162V163H57ZM91 162V161H90ZM137 162V163H138ZM195 162V163H194ZM264 162V160L261 162V163H263ZM219 163V164H220ZM260 165H259V164ZM102 164H104V165H102ZM114 164V163H113ZM222 164H220V166H222ZM234 164H231V165H234ZM236 164H238V165H236ZM7 165V164H6ZM5 165V166H6ZM92 165H94V163H92ZM225 165H223V166H225ZM161 166V167H160ZM177 166V165H176ZM177 166V167H178ZM84 167V166H83ZM82 167V168H83ZM144 167V168H143ZM242 167V169H238V170H243V173H244V170L245 169H247V171L248 172H251V169H248V168H245L244 167V165L243 166H241ZM240 167V168H241ZM255 167V166H254ZM260 167H256L255 169H258V168H260ZM106 168V169H105ZM197 168V167H196ZM198 168H200V167H198ZM98 169H100V170H98ZM140 169V170H139ZM194 169H195V167H194ZM129 170V171H128ZM135 170L136 171H138L140 174H141V172L143 173V174H141V176H144V175H146L145 173L146 172H148V171H150V172H148V173H151L149 176H147V177H145L144 176V179H145V181L142 179V177H141V181H139V179H136V181H137V183H138V185L140 186L139 187V189H136L137 188V186L138 185H136V184H134L135 182H133V186H132V184L130 185L129 184V186H128V184H122L123 182H122V179H124V180H127V178L131 175V171H132V173L133 172H135ZM145 171V170H147V171H145V172H143V171ZM153 170H158L159 171V173H158V171H153ZM93 171V170H92ZM152 171V172H151ZM115 172V171H114ZM252 172H253V169H252ZM33 173H35V172H33ZM99 173H100V175H99ZM103 175H102V174ZM157 173V174H156ZM115 174V173H114ZM120 174L118 175V177H120ZM135 175H136V173H134ZM133 174V175H134ZM127 175V176H126ZM135 175H134V177H135ZM86 176H87V178H86ZM139 176H138V178H139ZM153 176H154V178H153ZM164 176V175H163ZM162 176V177H163ZM85 177V178H84ZM105 177V178H104ZM108 177V178H107ZM133 177V178H134ZM150 177H152L153 178V180H152V178H150L151 180H149V178ZM83 178V179H82ZM103 180V178H104V180H103V183H102V181H101V179ZM130 178H132V177H129V179ZM248 179L247 177H244V179H243V176L239 179V181H243L244 180V184L242 183V182H237L236 183V185H235V187H236V189L237 190H239V189H241V192H243L242 191V188L245 186V184H247V180L246 179ZM85 179V180H84ZM158 179V180H157ZM108 180H110V181H108ZM147 180V181H146ZM149 180V181H148ZM101 182V184H100V182ZM105 181V182H104ZM106 181H108V182H106ZM129 181V180H128ZM143 181V182H142ZM151 181V182H150ZM153 181V182H152ZM160 181V182H159ZM163 181V182H162ZM75 182H76V184H75ZM150 182V183H149ZM105 183V184H104ZM144 183V184H143ZM159 183V184H158ZM160 183H162V184H160ZM166 183V184H165ZM75 184V185H74ZM98 184H100L101 185V188L99 187L100 185H98ZM118 184V185H117ZM243 184V185H242ZM124 187H123V186ZM146 185V186H145ZM170 186V188H169V186ZM242 185V186H241ZM41 186V187H40ZM71 186H73V187H71ZM87 186H88V188H87ZM89 186H90V188H89ZM107 186V187H106ZM109 186V187H108ZM113 186V187H112ZM135 186H136V188H135ZM142 186H143V189L141 190V188H142ZM239 186V187H238ZM241 186V187H240ZM98 187V188H97ZM126 187H128V188H126ZM131 187H134L133 189L131 188ZM87 188V189H86ZM93 188V189H92ZM99 188L102 190L103 189V191H101V192H98L99 191ZM117 188V190H119V192L121 193H116L117 192V190H115ZM123 190H122V189ZM124 188H125V190H124ZM146 188H147V190H146ZM153 188V189H152ZM158 188V192H157V189ZM164 188V189H163ZM195 188H196V190H195ZM32 189V190H33ZM45 189V190H44ZM77 189V190H76ZM90 189V190H89ZM92 189V190H91ZM110 189H111V191H110ZM156 191H155V190ZM168 189H170V190H168ZM173 189V190H172ZM176 189V190H175ZM31 190V189H30ZM36 190V191H37ZM46 190L50 193H48V192H46ZM73 190V192H71ZM85 190V191H84ZM135 190V191H134ZM139 190V191H138ZM143 190L147 193V192H150V193H147V195H144V194H142V195H144L143 197L145 198V199H147V201L143 198V197H141V195H139L141 192L142 193H144L143 192ZM194 190V191H193ZM202 190V193H201V196H202V198H205L204 200L200 197L199 198V196H198V191H201ZM138 193H137V192ZM179 191V192H178ZM29 192V191H28ZM80 193H81V190L79 191ZM79 192H77V193H79ZM88 192V193H87ZM92 192V193H93ZM95 192H97L98 193V195L97 194H95ZM113 192V194H114V196H112L111 195V193ZM125 192H126V194H125ZM140 192V193H139ZM155 192V193H154ZM174 192V193H173ZM176 192V193H175ZM186 192H187V190H186ZM194 192H196V194L194 193ZM205 192H208L207 194L205 193ZM47 195H46V194ZM84 193H86V194H84ZM122 193H123V195H122ZM132 193V194H131ZM145 193V194H146ZM152 193V194H151ZM174 195H173V194ZM247 193V192H246ZM51 194H53V195H55V196H53L52 197V200H51V198H50V201L48 202V203H51V205L53 204V205H57V203H59L58 202V200H59V198H61V200L62 199H64V200H62L61 202H60V206L59 205H57V208L55 207V206H53L54 207V209L52 208V206H49V208H47L48 207V204H46L47 202H46V200H47V198L49 199V196H51ZM58 194V195H59ZM67 194V195H66ZM71 196H70V195ZM248 194V193H247ZM246 194V195H247ZM63 195V196H62ZM127 195H129L128 197H130V198H132L131 200L130 199H128V197H127ZM130 195H133V196H130ZM136 195V196H135ZM149 195H150V197H149ZM176 195V196H175ZM188 195V196H187ZM194 195V196H193ZM41 196V197H40ZM43 196H45V198L46 199H43ZM48 196V197H47ZM65 196V198H63ZM68 196H69V201L67 200L68 199ZM88 196V197H87ZM121 196V197H120ZM123 196V197H122ZM154 198H153V197ZM164 196H165V198H164ZM174 196V197H173ZM198 196V197H197ZM56 197H59L58 199L56 198ZM91 197V198H90ZM162 197V198H161ZM112 198V199H111ZM114 198H116L115 200H116V202H115V200H114ZM139 199V200H137V199ZM152 198V199H151ZM157 198V199H156ZM195 198V200H197V201H194L193 199ZM99 199H100V197H99ZM153 199H154V201H153ZM158 199H161L162 201H159ZM178 199H179V201H178ZM181 199V200H180ZM183 199V200H182ZM57 200V201H56ZM114 200V201H113ZM122 200V201H121ZM130 201V203H128L129 201ZM132 200H134V201H132ZM157 200V201H156ZM191 200V201H190ZM194 202H193V201ZM203 200V201H202ZM54 201H55V204H54ZM128 201V202H127ZM146 201V202H145ZM184 201H186L185 203H183ZM238 201H239V203H242V199H241V197L238 199ZM57 202V203H56ZM66 202V203H65ZM108 202V203H107ZM124 202H125V204L126 205H124ZM132 202V203H131ZM133 202H134V204H133ZM142 202H145L144 204L142 203ZM151 202V203H150ZM193 202V203H192ZM65 203V204H64ZM113 203V204H112ZM119 203V204H118ZM138 203L140 204H142V205H145V206H143V207H141L142 209H138L137 208V206H138ZM189 203H192V204H189ZM209 203H207V204H209ZM64 204V205H63ZM140 204V205H141ZM69 206V205H68ZM68 206H66V207H64L63 209L65 210V211H68V209H70L71 207H68ZM135 206H136V208H135ZM182 206V207H181ZM128 207H132L131 209H128ZM134 207V208H133ZM139 207V206H138ZM211 207V206H210ZM113 208V207H112ZM151 208V207H150ZM151 208V209H152ZM179 208V209H178ZM181 208V209H180ZM189 208V209H188ZM72 209V208H71ZM117 209V210H116ZM128 209V210H127ZM137 209V210H136ZM145 209H148L147 207L145 208ZM178 209V210H177ZM100 209H98V211H99ZM132 210H134V211H136L137 213L136 214H133L134 212L132 211ZM149 210V209H148ZM181 210H184L183 211V213H181L180 211ZM119 211V212H118ZM123 211V212H122ZM126 211H127V213H126ZM130 211V212H129ZM131 211L133 212V213H131ZM150 211V212H149ZM149 211H146L147 212V214L150 216V213L152 212V210H149ZM206 211L208 212L209 211V209L207 208L206 209ZM180 212V213H179ZM258 212V213H257ZM119 213V214H118ZM121 213V214H120ZM152 213H155V212H152ZM151 213V214H152ZM173 213V214H172ZM234 213V214H233ZM237 213V214H236ZM250 213V214H249ZM253 213V214H252ZM255 213H257L256 215H257V217H256V215L254 216V214ZM54 214V213H53ZM125 214V215H124ZM170 214V217L168 218L167 216ZM236 214V215H235ZM50 215H52V216H50ZM228 215H230V216H228ZM232 215H235V217H237V218H235L234 216H232ZM252 215H253V218H252ZM232 216V217H231ZM51 217H52V219H51ZM180 220V219H182L183 217V224H184V221H185V224L186 223H188V222H190L189 224H188V228H187V224H186V226H185V224L184 225H182L181 224V221L179 222H177V218ZM234 217V218H233ZM247 217V219H244V218H246ZM166 220H165V219ZM255 218V219H254ZM171 219L172 220H174V221H171ZM188 219H189V221H188ZM251 219V220H250ZM51 220V221H50ZM171 222H170V221ZM251 222H250V221ZM252 220H254V223H252ZM53 221V222H52ZM115 221V222H114ZM169 221V222H168ZM49 222H51V224H49ZM114 222V223H113ZM162 222V223H161ZM173 222H175V223H173ZM54 223V224H53ZM161 223V224H160ZM195 223V224H194ZM246 223V224H245ZM177 224V225H176ZM206 224V223H205ZM252 224V226H250ZM56 225V224H55ZM168 225V226H167ZM181 225L185 228L184 230H185V232H184V230L182 231L181 230ZM237 225V226H236ZM170 226H172V227H170ZM177 226V227H176ZM194 226V227H193ZM173 227H175V228H173ZM180 227V228H179ZM202 229H201V228ZM160 228V229H159ZM164 228H166V229H164ZM183 229V228H182ZM205 229V230H204ZM182 232H181V231ZM195 230H201L200 232L199 231H196L197 232V234H195L194 233V231ZM202 230H204V231H202ZM38 232H40L39 234H38ZM171 232H173L174 234H172ZM191 232H193L194 234H192ZM203 232V233H202ZM236 232V233H235ZM248 232V233H247ZM37 233V234H36ZM42 233V234H41ZM115 231L113 230L111 233H109L108 235H109V237H108V240L103 244V247H102V250H101V254L99 255V261H101L100 263H102V264H126V262H124L125 260L127 261V259L129 258V253L127 252V247L128 246H130L131 248L132 247H134V244H130L129 242H127V240H125V239H123V240H119V239H117L118 237L115 235ZM175 233H176V235H175ZM177 233H178V236H177ZM218 233H219V231H218ZM167 234V235H166ZM168 234H170L169 236L171 237H169L168 236ZM199 234V235H198ZM222 234H224V233H222ZM236 234V235H235ZM244 234V235H243ZM174 235V238L172 237ZM202 235V236H201ZM239 235V236H238ZM214 236V237H213ZM248 236H250V237H252V239H248L249 241H251L256 247L255 248H253L254 246H253V244L250 242H247V240H246V237H248ZM114 237H115V239H114ZM176 237V238H175ZM189 237V238H188ZM203 237V238H202ZM242 237H245V238H243L242 239ZM164 238H167V239H165L166 240V243H165V240H164ZM181 238H183V237H181ZM201 238V239H200ZM216 239V240H213V239ZM236 238V239H235ZM237 238H239V239H237ZM249 238V237H248ZM111 239V240H110ZM187 239H188V241H187ZM211 239V240H210ZM224 239V240H223ZM242 239V240H241ZM156 240V241H157ZM162 242H161V241ZM168 240H169V242H168ZM178 240V239H177ZM180 240V239H179ZM194 240L196 241V242H194ZM39 241V242H38ZM116 241V242H115ZM156 241L154 242V244L156 243ZM170 241H171V244L169 245V244H167V243H170ZM197 241H198V243H197ZM206 241V242H205ZM233 241V242H232ZM234 241H236V242H234ZM246 241V242H245ZM125 242H127L128 244H130V245H127V243H126V245H125ZM196 243V244H198V245H196V244H192V243ZM213 242H215L214 244H213ZM220 242V243H219ZM232 242V243H231ZM239 242V243H238ZM242 242H244L243 244H242ZM203 243H205V244H203ZM209 243H211L210 245H208ZM219 243V244H218ZM225 243H227V244H225ZM241 243V244H240ZM245 243H246V245H245ZM108 244H110V245H108ZM118 244V245H117ZM183 244H184V246H183ZM193 246H192V245ZM203 244V245H202ZM252 246H251V245ZM132 245V246H131ZM168 245V246H167ZM206 245H208V246H210L209 247V249H210V252H209V250H208V252H207V250L205 249H203V247L204 246H206ZM244 245H245V247H244ZM201 246H203V247H201ZM116 247V248H115ZM124 247V248H123ZM130 247H128V249L130 248ZM198 247H201L202 249H203V251H204V254L202 253L203 251H202V249L200 250V248H198ZM231 247V248H230ZM247 247V248H246ZM123 250H122V249ZM175 248H177V246L175 245ZM182 248V249H181ZM184 248V249H183ZM191 248V249H190ZM206 248V247H205ZM220 248V247H219ZM245 248V249H244ZM251 248H253V249H256L255 251H256V253H255V251L253 250V249H251ZM189 249V250H188ZM197 249V250H196ZM208 249V248H207ZM215 250L216 249H218V247L217 248H214ZM214 249H212V250H214ZM244 249V250H243ZM246 249H248L247 250V252L245 251ZM131 250V249H130ZM171 250V251H170ZM191 250L192 251H197L196 253H200L199 255H198V257H197V255H196V253H194L193 255H192V257H191V255H189L190 254V252H191ZM200 250V251H199ZM225 250V251H224ZM244 252H243V251ZM253 250V251H252ZM179 251H181V253L179 252ZM189 251V252H188ZM199 251V252H198ZM114 252H116V254L114 253ZM127 252V253H126ZM188 252V253H187ZM205 252H207L206 254H205ZM212 252H214V251H212ZM240 252V253H239ZM104 253V254H103ZM109 253V254H108ZM118 253V254H117ZM167 253H168V251H167ZM228 255H227V254ZM248 253V254H247ZM255 253V254H254ZM106 254V255H105ZM108 254V255H107ZM115 254V255H114ZM189 255V257H191L190 258V260H189V257H188V255ZM191 254H192V252H191ZM230 254V255H229ZM240 254H242V255H240ZM128 255V256H127ZM195 255H196V257H195ZM203 255H205V256H203ZM210 255H209V257H210ZM238 255V257H236ZM245 255H247L248 256V258L245 256ZM181 256L183 257V256H186L185 258L183 257V258H181ZM203 256V257H202ZM228 256V257H227ZM239 256H240V258H239ZM259 256H260V254H259ZM128 257V258H127ZM178 257H180L178 260H177V258ZM188 257V258H187ZM209 257H207V258H209ZM242 257V258H241ZM243 257H245V258H243ZM252 258L251 260L249 259V258ZM105 258V259H104ZM118 258V259H117ZM123 258V259H122ZM195 258H196V260H195ZM202 258H203V260H202ZM225 260H224V259ZM5 259V258H4ZM49 257L48 256H46V257H43L39 262H38V264H46L48 261H49ZM100 259H102V260H100ZM148 259H149V261H148ZM185 259V260H184ZM189 261H188V260ZM177 260V261H176ZM181 260H182V262H183V260H184V262L182 263L181 262ZM201 260V261H200ZM106 261V262H105ZM108 261V262H107ZM112 261H113V263H112ZM160 261V262H161ZM197 261V262H198ZM221 261H223V262H221ZM171 262V263H170ZM180 262V263H179ZM197 262H196V264H197ZM206 263V264H209V263ZM213 262V263H212ZM258 262V261H257ZM193 263V261L191 262V264ZM202 264H204V263H202Z\"/></svg>",
	"mask_w": 264,
	"mask_h": 264
},
{
	"label": "bare ground",
	"instance_id": "2",
	"mask_svg": "<svg viewBox=\"0 0 264 264\" xmlns=\"http://www.w3.org/2000/svg\"><path fill=\"white\" fill-rule=\"evenodd\" d=\"M6 1H8V0H6ZM19 1V0H18ZM20 1H23V0H20ZM25 1V0H24ZM27 1V0H26ZM26 1H25V4H26ZM29 1V0H28ZM27 1V2H28ZM39 1H41V0H39ZM43 1V0H42ZM60 1V0H59ZM76 1V0H75ZM79 1V3H80V1L81 0H78ZM84 1V0H83ZM93 1V0H92ZM91 1V2H92ZM94 1H96V0H94ZM93 1V2H94ZM129 1V0H128ZM178 1H180V4H181V6H182V3L183 2H185V3H187L188 4V2H192L191 0H178ZM194 1V0H193ZM201 1H203V0H200V2ZM242 1V0H241ZM244 1V0H243ZM246 1V0H245ZM12 2V1H11ZM30 2V1H29ZM45 2V1H44ZM47 2V1H46ZM61 2H62V0H61ZM66 2V1H65ZM91 2H89V3H91ZM177 2V1H176ZM182 2V3H181ZM206 2V1H205ZM205 2H203L204 4H202L201 6V8L202 9H200V8H197V14H199V13H201L202 12V14L204 15V18L202 19V17H200V15L199 16H195V18H198V19H200V25H202V23L204 22H206L207 24H209V26H210V28H213L214 29V32L215 33H217V37L220 39V37H221V39L219 40V39H216V40H218L217 42H213L212 44H208V43H206L205 42V40H204V37H203V32H199L198 30H200L198 27V25L197 24H194V33H193V36H192V39H188V40H186V39H183L182 37H180V35L179 34H172L173 35V37H172V39H170V41L168 40V39H166L168 42H165V43H167V48L165 47V50L167 51V58H168V60H166L165 61V63H164V59L163 58H161V59H159V62H156L157 63V66H158V68H157V70L154 72V75L152 76V77H154V80L156 81L157 80V83L159 84V87H160V92L162 91V89L165 91H163L164 93H163V95H166L165 93H167V99H169L168 98V96H171V95H173V96H175L176 98H174L173 100H176V99H178V100H176L177 102H178V104L179 103H186V101H188L189 99H188V97H186V93L184 94H182L181 93V91L179 90V84H180V78H185V77H187L188 75H190V77L192 78V79H190V80H192V82L194 83V85L195 84H197V86H198V84L199 83H201L204 79H205V76L207 75V72L205 73V67L204 66H206V63L205 64H203V63H201V62H199L198 61V56L200 55V53L198 54V52H205V53H209L210 54V56H211V58L213 59L215 56H219V54H218V52L216 51V50H220V55L225 59V61H226V63H224V64H220V65H223L226 69V73H225V77H228L229 79H228V83H225L224 82V84L223 83H221V81H222V79L223 78H220V84H217V92H218V94L220 95V104L222 105V106H226L227 108H228V106L230 107H233V108H236L238 111H243V112H248V114H249V112L251 113V112H255V111H257L258 109H260L259 107H260V105H262V101L264 100V91H263V84H264V82H263V80H264V72L261 70L263 67H264V64H261V66L260 65H258V66H260L261 67V69L259 68L258 70H257V72H255L253 75L255 76H253L254 78H255V85H253L252 84V86H245L244 87V89L243 90H241V91H237L238 89V87L240 86V84L241 83H239L240 81H239V79H241L242 78V76L244 75H241L240 74V72H241V67L243 66V65H249V66H252V65H250V64H248L250 61H253L252 60V58H254V56H253V54H252V58H250L249 57V50L250 49H248V54L247 55H245L246 54V50H247V48H248V45H245L244 43L246 42V38H245V42H242V36H244L245 34H240L239 32H241L242 30H241V28L237 25L238 23H236L235 25H233L232 23H230V21H229V19L225 16V14H224V10L225 9H227V7H229L230 5H231V0H208V2H207V4L205 5ZM240 2V1H239ZM4 3V2H3ZM2 3V4H3ZM24 3V2H23ZM84 3V4H83ZM82 3V5H85L86 4V2H83ZM99 2H96V4L95 3H92L93 5H97ZM173 3V2H172ZM189 3V4H190ZM192 3H194V2H192ZM191 3V4H192ZM245 3V2H244ZM249 3H250V1H249ZM6 4V3H5ZM17 4H18V2H17ZM40 4H41V2H40ZM42 4H44V3H42ZM144 4V3H143ZM167 4V3H166ZM169 4V3H168ZM167 4V5H168ZM176 4H179V3H176ZM197 4V3H196ZM201 4V3H200ZM233 4V3H232ZM239 4V3H238ZM262 4V3H261ZM35 5V4H34ZM73 5V4H72ZM89 4H86L85 6L86 7H91V6H88ZM93 5H92V8H93ZM250 5H252L251 3H250ZM12 6V5H11ZM21 3H20V5L18 4V6H14V10H16L17 8L19 9H21ZM24 6V5H23ZM26 6L28 7L29 6V4L27 5L26 4ZM32 6V5H31ZM37 6V5H36ZM169 6H171V3L169 4ZM186 6V5H185ZM194 6H196V5H194ZM203 6H204V8H203ZM239 6V5H238ZM240 6H242V4L240 5ZM1 7V6H0ZM2 7H3V5H2ZM9 7V6H8ZM7 7V4H6V8H7V11L9 10V8ZM39 7V6H38ZM71 7H73V6H71ZM97 7V6H96ZM96 7H94V8H96ZM109 7V6H108ZM108 7H106L107 9H108ZM114 7V6H113ZM145 7V6H144ZM143 7V8H144ZM193 7V6H192ZM196 7H198V6H196ZM244 7V6H243ZM247 8H248V6H246ZM257 7H258V5H257ZM261 7V6H260ZM264 7V6H263ZM24 8H25V6H24ZM23 8V11H22V13L25 11L26 12V9H28V8H26V9H24ZM33 8V7H32ZM35 8V7H34ZM60 8V7H59ZM77 8V7H76ZM110 8L112 9V7L110 6ZM109 8V9H110ZM184 8V7H183ZM194 8V7H193ZM245 8V7H244ZM246 8V9H247ZM259 8V7H258ZM31 9V8H30ZM49 9V8H48ZM82 9L83 8H81V12H82ZM97 9V8H96ZM198 9H200V11L201 12H198ZM29 10V9H28ZM27 10V11H28ZM44 10V9H43ZM77 10V9H76ZM113 10L114 11H112V13L113 12H115L116 10H117V8L116 9H114L113 8ZM144 10V9H143ZM178 10V9H177ZM180 10V9H179ZM184 10V9H183ZM192 10H194V9H192ZM228 10H230L229 8H228ZM242 10V9H241ZM245 10V9H244ZM249 10H250V8H249ZM248 10V11H249ZM253 10H256V9H253ZM253 10L251 11L252 13H253ZM264 10V9H263ZM10 11L11 12H13L14 13V11H12L11 9H10ZM19 11V10H18ZM42 11V10H41ZM78 11V10H77ZM87 11H89L88 9H87ZM94 11V10H93ZM96 12H97V10H95ZM119 11V10H118ZM161 11V10H160ZM166 11V10H165ZM231 11V10H230ZM248 11H244V14L247 12L248 13ZM259 11V10H258ZM0 12H1V9H0ZM10 12V13H11ZM30 13H31V11H29ZM86 12V11H85ZM95 12V13H96ZM106 12V11H105ZM149 12V11H148ZM147 12V13H148ZM180 12H181V10H180ZM179 12V13H180ZM192 12H194V11H192ZM243 12V11H242ZM255 12V11H254ZM260 12V11H259ZM7 14V13H5L4 15H9V16H5L6 17V19H9V17H10V15L11 14ZM12 13V14H13ZM17 13V11L14 13V14H16ZM18 13H20V12H18ZM28 13V12H27ZM27 13H23V14H27ZM99 13V12H98ZM103 13V12H102ZM116 13V12H115ZM127 13V12H126ZM172 13V12H171ZM235 13V12H234ZM23 14H20V19L19 20H22V17H21V15H23ZM100 14H101V12H100ZM100 14H98V15H100ZM124 14V13H123ZM130 14V13H129ZM143 14H144V12H143ZM160 14V13H159ZM194 14V13H193ZM196 14V13H195ZM240 14V13H239ZM19 15V14H18ZM29 16H30V14H28ZM27 15V16H28ZM73 15V14H72ZM80 15H83V14H81L80 13ZM85 15V14H84ZM91 15V14H90ZM97 15V16H98ZM101 15H103V14H101ZM120 14L118 13L117 14V16H119ZM130 15H133L132 13L130 14ZM138 15V14H137ZM149 15H151V13L149 14ZM176 15H178L177 13H176ZM251 15H253V14H251ZM14 16H16V15H14ZM55 16V15H54ZM85 16H87V15H85ZM114 16V15H113ZM116 16V19L118 18ZM129 16V15H128ZM135 16V15H134ZM133 16V17H134ZM140 16H142V15H140ZM143 16H145V14L143 15ZM161 16H164V13H163V15H161ZM246 16H248V15H246ZM8 17V18H7ZM18 17V16H17ZM26 17V16H25ZM38 17V16H37ZM43 17V16H42ZM74 17H75V15H74ZM92 17V16H91ZM119 17H122L121 15L119 16ZM127 17V16H126ZM145 17H147V16H145ZM168 17V16H167ZM177 17V16H176ZM30 18V17H29ZM90 18V17H89ZM95 18V17H94ZM103 18V17H102ZM101 18V19H102ZM106 18V17H105ZM138 19V21H139V19L141 18V17H137ZM150 18V17H149ZM174 18V17H173ZM179 18V17H178ZM192 18V17H191ZM238 18H240L239 16H238ZM237 18V19H238ZM242 19H244L245 17H241ZM0 19H2V18H0ZM10 19H11V17H10ZM9 19V20H10ZM28 18H26V22L25 23H27V22H29L28 20H27ZM35 19V18H34ZM99 19V18H98ZM104 19V18H103ZM102 19V20H103ZM127 19H129V18H127ZM126 19V20H127ZM132 19V18H131ZM133 19H135L134 21H136V18H133ZM133 19H132V21H133ZM141 19H143V18H141ZM148 19V18H147ZM164 19V18H163ZM180 19V18H179ZM179 19H177V20H179ZM193 19V18H192ZM192 19H191V21H192ZM198 19L196 20V21H198ZM236 19V20H237ZM245 19H247V18H245ZM244 19V20H245ZM260 19V18H259ZM19 20H18V23H19ZM88 20V19H87ZM90 20V19H89ZM117 20H119V18L117 19ZM116 20V21H117ZM130 20V19H129ZM149 20V19H148ZM152 21L151 22H153V21H155V20H153V19H151ZM168 20H170V19H168ZM168 20L166 21V23L168 22ZM251 20V19H250ZM1 21H5L4 19H2ZM15 21H17V19L15 20ZM14 21V22H15ZM74 21V20H73ZM86 21V20H85ZM85 21H84V23H85ZM97 21V20H96ZM96 21H94V22H96ZM104 21V20H103ZM108 21V20H107ZM121 21H123V20H120V22ZM141 22H142V20H140ZM145 22H146V20H144ZM158 21V20H157ZM156 21V22H157ZM234 21V20H233ZM35 23H36V21H34ZM51 22V21H50ZM87 22V21H86ZM125 22V21H124ZM150 22V23H151ZM156 22H154V23H152V25L153 24H155ZM161 22V21H160ZM160 22H159V24H160ZM181 22V21H180ZM180 22H178V24L180 23ZM185 22V21H184ZM189 22H190V20H189ZM239 22V21H238ZM243 22V24H244V21H242ZM242 22H240V23H242ZM5 23V22H4ZM10 23H11V21H10ZM21 23V22H20ZM19 23V24H20ZM24 23V26H26L27 24H25ZM74 23V22H73ZM97 23H98V21H97ZM107 22H105V24H106ZM123 23V22H122ZM121 23V24H122ZM128 22H126V24H127ZM161 23H163V21L161 22ZM165 23V24H166ZM252 23H253V20H252ZM258 23V22H257ZM256 23V24H257ZM262 23V22H261ZM2 24V23H1ZM22 24V23H21ZM56 24H57V22H56ZM86 24V23H85ZM96 24V23H95ZM102 24V23H101ZM131 24H132V22L131 23H129V24H127L128 26L127 27H131ZM141 24V23H140ZM142 24H143V22H142ZM157 24V23H156ZM153 25V26H157V25ZM188 24V23H187ZM6 25H8V24H6ZM14 25V24H13ZM16 25L17 26H20V25H18L17 24V22H16ZM15 25V26H16ZM48 25H49V23H48ZM51 25V24H50ZM91 25H93L92 24V22H91ZM107 25H108V23H107ZM110 25V24H109ZM152 25H150L149 24V27L151 28V26ZM162 25V24H161ZM175 25L176 24H174V25H172V27H175ZM258 25V24H257ZM22 26H23V24H22ZM37 26V25H36ZM78 26V25H77ZM85 26V25H84ZM99 26V25H98ZM135 26V25H134ZM140 25H138L137 27H139ZM152 26V27H153ZM202 26H206L205 24L204 25H202ZM258 26H260V25H258ZM27 27V26H26ZM41 27V29H44L43 28V26H40ZM40 27H38V31H40ZM56 27V26H55ZM54 27V28H55ZM87 27V26H86ZM88 27H89V25H88ZM87 27V28H88ZM112 27H114V26H112ZM122 27H124V26H122ZM142 27H143V25H142ZM146 27V26H145ZM160 27H164V26H160ZM183 27V26H182ZM182 27H181V29H182ZM192 27V28H193ZM13 28V27H12ZM20 28H21V26H20ZM28 28V27H27ZM27 28H25V29H27ZM54 28H53V31H55L54 30ZM91 29H92V27H90ZM99 28V27H98ZM97 28V29H98ZM110 28V27H109ZM117 28V27H116ZM129 28L127 29V30H129ZM136 28V26L134 27V29ZM178 28V27H177ZM180 28V27H179ZM186 28V27H185ZM189 28V27H188ZM191 27H190V32H192L191 31V29H192ZM200 28H201V26H200ZM207 29H208V27H206ZM209 28V29H210ZM245 28H246V30L248 31V34H249V36H252L253 35V32H254V27H253V25H251L250 26V24L248 23V22H245ZM259 28V27H258ZM14 29V28H13ZM17 29H19V27H17ZM29 29V28H28ZM36 29V28H35ZM56 29V28H55ZM71 29V28H70ZM96 29V30H97ZM103 29V28H102ZM106 29H108V28H106ZM123 29H125V28H123ZM131 29H133V28H131ZM133 29V30H134ZM137 29V28H136ZM145 29V28H144ZM165 29V28H164ZM169 30H170V28H168ZM175 29V28H174ZM16 30V29H15ZM30 30H33V29H31L30 28ZM45 30V29H44ZM114 30H115V28H114ZM118 30H119V28H118ZM132 30V32H131V36H132V33L134 34L135 33V31H133ZM153 31H154V29H152ZM159 30V29H158ZM172 30V29H171ZM193 30V29H192ZM223 30H228L227 31V33L230 35V34H233L232 35V37H234V39L233 38H230L231 36H229L228 34H224V31ZM256 30H259V29H256ZM255 30V31H256ZM10 31V30H9ZM29 31V30H28ZM35 31V30H34ZM42 31V30H41ZM49 31V30H48ZM48 31H47V33H48ZM95 31V30H94ZM102 31V30H101ZM115 31H117V29L115 30ZM130 31V30H129ZM142 31H144V30H142ZM149 31H150V29H149ZM148 31V32H149ZM160 31V30H159ZM181 31V30H180ZM198 31V32H197ZM208 31V30H207ZM210 31H212L213 32V30H210ZM244 31V30H243ZM11 32V31H10ZM32 32V31H31ZM45 32V31H44ZM43 31L41 32V33H44ZM50 32V31H49ZM104 32V31H103ZM106 32V31H105ZM152 32V31H151ZM149 33V34H152V33ZM184 32V31H183ZM189 32V33H190ZM212 32H209V34L210 33H212ZM15 33V32H14ZM17 33H18V30H17ZM34 33V32H33ZM32 33V34H33ZM37 33V30H36V32L34 33V34H36ZM41 33H39L38 32V35L39 34H41ZM47 33H44V34H47ZM58 33V32H57ZM73 33V32H72ZM93 33V32H92ZM95 33V32H94ZM100 33V32H99ZM99 33L97 34V36H99ZM111 33H113V32H111ZM111 33L109 34V36L111 35ZM137 33H138V30H137ZM137 33H135V34H137ZM143 33V32H142ZM146 33V32H145ZM165 33V32H164ZM182 33V32H181ZM188 33V34H189ZM206 33V32H205ZM215 33H212V36H214L213 34H215ZM218 33H220V34H218ZM258 33V32H257ZM16 34V33H15ZM31 34V33H30ZM29 33H28V35H30ZM103 33H101V35H102ZM105 34V33H104ZM184 35H185V33H183ZM182 34V35H183ZM221 34H223V35H221ZM247 34V33H246ZM10 35V34H9ZM12 35V34H11ZM17 35V34H16ZM22 36H23V34H21ZM37 35V34H36ZM41 35H43V34H41ZM48 35V34H47ZM51 35V34H50ZM57 35V34H56ZM106 35V34H105ZM107 35H108V33H107ZM113 35V34H112ZM120 35V34H119ZM118 34H117V37L115 36V38H117V40L119 39L118 38V36H119ZM130 35V34H129ZM139 35H141V33L139 34ZM144 35V34H143ZM153 35V37L154 36H156L157 37V34L156 35H154V34H152ZM166 35V34H165ZM172 35H170V36H172ZM181 35V36H182ZM219 35H220V37H219ZM225 35V36H224ZM263 34H261V36H262ZM25 36V35H24ZM32 36H34V35H32ZM43 36H45V35H43ZM54 36V35H53ZM66 36V35H65ZM65 36L63 37H61V35L60 36H58V38L59 37H61V38H59L60 40H63L64 38H65ZM71 36V35H70ZM104 35H102L101 36V38L103 37ZM136 36V35H135ZM135 36H132L131 38L133 39V37H135ZM142 36V35H141ZM140 36V37H141ZM145 36V35H144ZM159 36V35H158ZM167 36V35H166ZM165 36V37H166ZM190 36V35H189ZM225 38H224V37ZM227 36H229V38H227L226 39V37ZM264 36V35H263ZM20 37L21 36H19L18 38L20 39ZM31 37V36H30ZM42 37V36H41ZM47 37V36H46ZM67 37V36H66ZM73 36H71V38H72ZM105 37V36H104ZM111 37V36H110ZM121 38L120 39H122V36H120ZM137 37H139V36H137ZM139 37V38H140ZM143 37V36H142ZM141 37V38H142ZM149 37H151L152 38V36L150 35ZM13 38V37H12ZM32 38V37H31ZM30 38V39H31ZM34 38H35V36H34ZM37 39H36V42H34L36 45L38 44V42L40 43L39 45L41 46V43H44V42H42V40H40V38L39 37H36ZM63 38V39H62ZM67 38H69V37H67ZM75 38L76 37H73V41L75 42ZM106 38V37H105ZM105 38H103V40L105 39ZM125 37H123V39H124ZM128 38V37H127ZM147 38H148V36H147ZM146 38V39H147ZM155 38V37H154ZM207 38V37H206ZM222 38H224V39H222ZM252 38V37H251ZM256 38V37H255ZM14 39L16 40L15 41V43L18 41V39L17 38H15L14 37ZM13 39V40H14ZM28 39V38H27ZM26 38H25V40H27ZM33 39V38H32ZM39 39V40H38ZM52 39V38H51ZM70 39V38H69ZM69 39H64V41L63 42H65L66 40H69ZM97 39V38H96ZM98 39H100V38H98ZM108 39H110L109 37H108ZM122 39V40H123ZM126 39V38H125ZM124 39V40H125ZM134 39H136V38H134ZM153 39V38H152ZM213 39H214V37H213ZM21 40V39H20ZM19 40V41H20ZM29 40V39H28ZM34 41H35V39H33ZM37 40H38V42H37ZM72 39H70L69 41H71ZM101 40V39H100ZM102 40V41H103ZM107 39H105V41H106ZM115 40V39H114ZM117 40H116V42H117ZM122 40H120L119 42H122ZM127 40V39H126ZM125 40V41H126ZM129 40V39H128ZM155 40H156V38H155ZM155 40H153L154 42H155ZM162 40V39H161ZM250 40V39H249ZM249 40H248V43H249ZM23 43H24V41L23 40H21ZM41 41V42H40ZM44 41V40H43ZM48 41H49V39H48ZM54 41V40H53ZM58 40H56V42H57ZM69 41H67L68 43H66L65 42V44L69 47V46H71V44L70 43H73V42H70L69 43ZM80 42V39H77V42ZM101 41V42H102ZM104 41V42H105ZM135 41V40H134ZM138 41V40H137ZM140 41H142V40H140ZM143 41H145V39L143 40ZM263 41V40H262ZM30 42H32V41H30ZM55 42V41H54ZM97 42H100V41H97ZM112 42H114V41H112ZM261 42V41H260ZM18 43H20V42H18ZM22 43V45H24ZM58 43H59V41H58ZM58 43H57V46H59L58 45ZM76 43V42H75ZM81 43V42H80ZM108 43V42H107ZM118 43V42H117ZM128 43V41H126V44ZM145 43V42H144ZM160 44L161 43V45L164 43H162V41H160V43L159 42H156V44ZM252 43V42H251ZM253 43H254V41H253ZM11 47H13V48H11V49H14V46H15V44L13 45V43L11 42ZM17 44V43H16ZM35 44H33L32 43V45H35ZM47 43H45V44H42V46L41 47H45V45H46ZM69 44V45H68ZM77 44V43H76ZM102 44H103V42H102ZM111 44V43H110ZM120 44V43H119ZM122 44H123V42H122ZM131 44H135V43H131ZM141 44V43H140ZM261 44V43H260ZM18 45H20V44H18ZM35 45V46H36ZM60 45H61V43H60ZM153 45H155V43L153 44ZM231 45V46H230ZM252 45V44H251ZM258 45V44H257ZM21 46V45H20ZM47 46V48H48V44L46 45ZM52 46V45H51ZM116 46H118V44L116 45ZM122 46H124L123 47V49L126 47V49H127V47H128V45H122ZM142 46V45H141ZM144 46V45H143ZM148 45H146V47H147ZM150 46V47H149ZM149 46H148V51L149 50H151V49H153L154 47H156V52L158 51V49L160 48L158 45H155L153 48H152V46L149 44ZM165 45L163 44V47H164ZM234 47V48H232L233 49V51H232V53L229 51V48L230 47ZM3 47V46H2ZM68 47H67V49L65 50V48L62 46V47H60L61 48V51L62 50H64L65 52H67V50H68ZM95 47V46H94ZM121 47V46H120ZM157 47H158V49H157ZM162 47V46H161ZM249 47H252V46H249ZM16 49L17 48H19L18 46L17 47H15ZM21 48H22V46H21ZM20 48V49H21ZM62 48H64V49H62ZM74 48V47H73ZM116 48H119V47H116ZM131 48H132V50H133V46H131ZM150 48V49H149ZM256 48V47H255ZM20 49L18 50L17 49V51H18V53H19V51H20ZM38 49H39V47H38ZM36 50V52L37 51H39L40 52V50ZM43 49V48H42ZM53 49V48H52ZM115 49V48H114ZM144 49H146V48H144ZM155 49V48H154ZM161 49V48H160ZM261 50H262V48H260ZM15 50V49H14ZM34 50V51H35ZM45 50V49H44ZM54 50V49H53ZM73 50V49H72ZM88 50H89V48H88ZM93 50V49H92ZM95 50V49H94ZM99 50V49H98ZM143 50V49H142ZM230 50H231V48H230ZM252 50V49H251ZM13 51V50H12ZM71 51V50H70ZM79 51V50H78ZM122 51V50H121ZM125 51V50H124ZM147 51V52H148ZM154 51V50H153ZM152 50H151V52H153ZM161 51V50H160ZM164 51V48L162 49V51H161V53H160V55L161 54H164V53H162ZM25 52V51H24ZM45 52V51H44ZM55 52V51H54ZM57 52V51H56ZM55 52V53H56ZM123 52V51H122ZM126 52L128 53V50H126ZM130 52H132V51H130ZM129 52V53H130ZM147 52H146V54H147ZM252 52V51H251ZM255 52V51H254ZM10 53H11V50H10ZM22 53H23V51H22ZM49 52H47V54H48ZM58 53V52H57ZM75 53H76V51H75ZM74 53V54H75ZM90 52L88 51L87 52V55L89 54ZM97 53V52H96ZM104 53V52H103ZM155 53V52H154ZM166 53V52H165ZM15 54H17V52L16 53H14V55ZM30 54V53H29ZM33 54H36L35 55V57H36V60L37 61H39V62H41L42 60H44V59H42V56H40L39 58H41L42 60L40 61V59L39 58H37V53H34L33 52ZM39 54H42V52L41 53H39ZM50 54H52V52L50 53ZM74 54L72 55L73 57H74ZM91 54V53H90ZM100 54V53H99ZM102 54V53H101ZM141 54V53H140ZM150 54H152V53H150ZM150 54H149V57H150ZM156 54H158V52L156 53ZM255 54V53H254ZM260 54V53H259ZM18 55V54H17ZM16 55V56H17ZM43 55V54H42ZM53 55H58L59 56V54H54L53 53ZM52 55V56H53ZM65 55H68V54H65ZM70 55V54H69ZM76 55H78L77 53H76ZM75 55V56H76ZM80 55V54H79ZM127 55V54H126ZM129 55V54H128ZM153 55V57L155 56L154 54H152ZM160 55H159V57H160ZM264 55V54H263ZM9 56H11L12 57V55H9ZM16 56L14 57H12V58H14V59H11L10 61H12L13 60V62L12 63H14L16 60ZM31 56H33L32 54H31ZM46 56V55H45ZM44 56V57H45ZM51 56V57H52ZM62 56H64V55H62ZM62 56H59V58H61V59H65V58H67L68 59V57H66V56H64V57H62ZM71 56V55H70ZM71 56V58L69 57V59H68V61L69 60H71V59H73V57ZM86 56V55H85ZM96 56H98V53L96 54ZM108 56V55H107ZM112 56V55H111ZM136 57H137V54L135 55ZM158 56V55H157ZM157 56H155V58L157 57ZM162 56V55H161ZM164 56V55H163ZM245 57L246 58V60H244L245 61V63H243L242 62V60H243V58H241V57ZM19 57V56H18ZM47 57V56H46ZM54 57V56H53ZM52 57V58H53ZM106 57V56H105ZM116 57V56H115ZM134 57V56H133ZM132 57V58H133ZM148 57V58H149ZM257 57V56H256ZM50 58V57H49ZM49 58H47V59H49ZM78 58V57H77ZM82 58V57H81ZM98 58V57H97ZM155 58H153L152 59V61L153 60H156ZM166 58V59H167ZM209 58V57H208ZM218 58V57H217ZM220 58V57H219ZM262 59V57L260 56V57H258V59ZM30 59V58H29ZM39 59V60H38ZM46 59V58H45ZM83 59V58H82ZM86 59H87V57H86ZM107 59V58H106ZM105 59V60H106ZM116 59V58H115ZM136 59H138V58H136ZM203 59H205V58H203ZM212 59L210 60V63L212 62ZM32 60V59H31ZM35 60V59H34ZM75 63H77L78 61L77 60H79V64L81 63V59H76V57H75ZM74 60H72V62L74 61ZM98 60V59H97ZM96 60V61H97ZM134 60V59H133ZM139 60V59H138ZM150 61H151V59H149ZM206 60V59H205ZM215 60V59H214ZM213 60V61H214ZM254 60H257V59H254ZM264 60V59H263ZM37 61H34V62H36L37 63ZM53 61H55V59L53 60ZM103 61V60H102ZM101 61V62H102ZM109 61V60H108ZM112 61V60H111ZM150 61H149V63H148V65L150 64ZM32 62H33V60H32ZM62 62V61H61ZM60 62V63H61ZM85 62V65L84 66H86V64L88 63V60H86V61H84ZM124 62V61H123ZM154 62V61H153ZM153 62H151V63H153ZM222 62H224V60L222 61ZM247 62V63H246ZM256 62H258V61H256ZM260 62V61H259ZM3 63H5V62H3ZM7 63V62H6ZM36 63H34V65H37ZM42 63V62H41ZM44 63V62H43ZM47 63H48V60H47ZM53 63V62H52ZM51 63V64H52ZM67 63V62H66ZM66 63H65V65H66ZM69 63V62H68ZM70 63H71V61H70ZM75 63H74V65H75ZM90 64H89V67H91V62H89ZM93 63V62H92ZM96 63V62H95ZM126 63V62H125ZM125 63H122V64H125ZM142 63V62H141ZM155 63V62H154ZM159 63V64H158ZM254 63V62H253ZM40 64V63H39ZM38 64V65H39ZM49 64V63H48ZM48 64H46V62H45V64H43V67L42 68H45L46 66L48 67ZM51 64H49V67H50V65ZM55 64V63H54ZM54 64H53V69H55V67L56 66H54ZM98 64V63H97ZM100 64V63H99ZM6 66H5V68L7 67V65H9V64H5ZM11 65V64H10ZM9 65V66H10ZM44 65H46V66H44ZM55 65H58L57 67H56V72L58 71H60V64H55ZM60 65V66H59ZM64 64H62V66H63ZM70 65V64H69ZM121 65V64H120ZM130 65V64H129ZM145 65V64H144ZM147 65V64H146ZM153 65V64H152ZM256 65V64H255ZM254 65V66H255ZM8 66V67H9ZM77 66V65H76ZM80 66V65H79ZM93 66V65H92ZM98 65H96L95 67H97ZM119 66V65H118ZM135 66V65H134ZM133 66V67H134ZM137 66H138V64H137ZM222 66V67H223ZM7 67V68H8ZM11 68H12V66H10ZM31 68H32V66H30ZM46 67V68H47ZM49 67H48V69H49ZM65 67V68H64ZM64 67H61V69H62V72H64V73H66L65 71V69L66 68H68V66L66 67V66H64ZM75 67V66H74ZM106 67H108V66H105L104 64L103 65H101L99 68L97 67L95 70L93 69V72H90L89 74L91 75L92 74V76H93V74L95 75V76H101V78L98 80L99 81V84L97 83L96 84V82H98V81H96L95 83H93L94 85H92V87H90V91H91V89L92 88H94L93 86H95V88L94 89H96V87L98 88V86H100V81H103V79H102V77H104V76H102V74H106L107 75V72L105 71L106 70ZM123 66H120V72L122 71L123 72V74H124V72L126 71H124V69L122 68ZM132 67V68H133ZM215 67V66H214ZM221 67V66H220ZM27 68L28 69H30L29 67H28V65H27V67H24V69L25 70H27ZM52 68V67H51ZM69 68L71 69V71H70V73H72V69L73 68H71V66H69ZM80 68H81V66H80ZM80 68H78V70H81ZM83 68V67H82ZM109 68V67H108ZM112 68V67H111ZM119 68V67H118ZM124 68L126 69V67H125V65H124ZM149 68H150V66H149ZM151 68H152V66H151ZM156 68V67H155ZM219 68V67H218ZM257 68V67H256ZM255 68V69H256ZM2 69V68H1ZM0 69V70H1ZM23 69V68H22ZM21 68H20V70H22ZM34 69V68H33ZM36 69H37V67H35V71H36ZM53 69H50V70H53ZM64 69V70H63ZM84 69V68H83ZM114 69H117V68H115L114 67ZM123 69V70H122ZM223 69V68H222ZM244 69V68H243ZM246 69V68H245ZM43 70V69H42ZM46 70V69H45ZM50 70H49V72H50ZM67 70V71H68ZM77 69H75V71H76V73H77V71H78ZM85 70V69H84ZM131 70V69H130ZM215 70V69H214ZM29 71V72H28ZM27 72L28 73H30L31 74V72L32 71H30V70H28ZM48 71V70H47ZM55 71V70H54ZM69 71H68V73H69ZM89 71H91L90 70V68H89V70H87L86 72H89ZM111 71V70H110ZM135 72H139V70H137V68H135V70H134ZM261 71L263 72V73H261ZM45 72V71H44ZM56 72H54V73H56ZM62 72H61V74H62ZM117 72V71H116ZM119 72V71H118ZM133 72V71H132ZM132 72H130V73H132ZM209 72V71H208ZM242 72H243V70H242ZM260 72V74L258 75V73ZM28 73H27V75H28ZM43 73V72H42ZM54 73H52V74H54ZM63 73V74H64ZM109 73V72H108ZM113 73V72H112ZM111 73V74H112ZM146 73H148V72H146ZM153 73V72H152ZM210 73V72H209ZM208 73V74H209ZM221 73V72H220ZM21 74H23V73H21ZM20 74V75H21ZM32 74H34V73H32ZM41 74V73H40ZM48 74V73H47ZM50 74V73H49ZM57 74V73H56ZM73 75L75 74V73H72ZM81 74H82V71H81ZM81 74H80V76H81ZM88 74V73H87ZM88 74V75H89ZM97 74V75H96ZM99 74V75H98ZM110 74V73H109ZM111 74H110V76H111ZM115 74V73H114ZM118 74H120V73H118ZM206 74V75H205ZM214 74H216V73H214ZM2 75V74H1ZM46 75V74H45ZM59 76H60V72H59V74H58ZM83 75V74H82ZM121 75H122V73H121ZM127 75V74H126ZM130 75V74H129ZM140 75H142V74H140ZM218 75V74H217ZM252 75V74H251ZM22 76V75H21ZM29 76V75H28ZM27 76V77H28ZM31 76V75H30ZM29 76V77H30ZM39 76V75H38ZM52 76V78H53V75H51ZM50 76V77H51ZM57 76V75H56ZM56 76H55V78H56ZM65 76V75H64ZM94 76V77H95ZM178 76H179V78H178ZM208 76V75H207ZM24 77V76H23ZM40 77H41V75H40ZM40 77H36V79L38 80V78H40ZM42 77H43V75H42ZM49 77V76H48ZM49 77V78H50ZM69 77H71L70 78V80L72 79V76L70 75ZM69 77H67L66 76V78H68L69 79ZM76 77V75L75 76H73V79ZM84 77V76H83ZM82 77V78H83ZM92 78V79H95V78ZM96 77V78H97ZM144 77V76H143ZM216 77V76H215ZM250 77V76H249ZM44 78H46L45 76H44ZM44 78H41V80H39L40 82L41 81H45V79ZM58 78H60L61 79V77H58ZM58 78L56 79V80H58ZM64 78V77H63ZM78 78V77H77ZM85 78V77H84ZM83 78V79H84ZM106 78V77H105ZM145 78V77H144ZM218 78V77H217ZM4 79V78H3ZM15 79V78H14ZM19 79V78H18ZM29 79H31V77L29 78ZM34 79H35V77H34ZM33 79V80H34ZM36 79H35V81H34V83L36 82ZM46 79H48V78H46ZM76 79V78H75ZM82 79V80H83ZM113 80H116L117 78H112ZM133 79V78H132ZM139 79V78H138ZM149 78H147V80H146V78H145V81L143 80H138L137 82H136V84H133L132 86V88H129V86H128V88H126V89H124L125 91V93H123L124 94V96H123V98L124 99H126V98H128L127 100H130L131 102L133 101V102H135V103H140L141 101H143V99L148 95L149 96V93L151 92V94H150V96L151 95H154V94H152V93H154L153 91L155 90V89H152L151 90V87L152 88H154L153 87V83H154V85H155V81L153 80V83L151 82H149L151 79H149ZM153 79V78H152ZM227 79V78H226ZM33 80H32V82H33ZM48 80H50V79H48ZM64 80V79H63ZM70 80H68V81H70ZM85 80H86V78H85ZM84 80V81H85ZM89 80V79H88ZM109 80H111L110 78H109ZM123 80H124V78H122V80H120V82H121V84H122V82H123ZM130 80H131V78H130ZM130 80H128V82L129 83H131L132 82V80L130 81ZM185 80V79H184ZM190 80H189V82H190ZM243 80V79H242ZM39 81H37V82H39ZM64 81H67V80H64ZM67 81V82H68ZM108 81V80H107ZM118 81V80H117ZM127 81V80H126ZM187 81V80H186ZM213 81V80H212ZM19 82V81H18ZM21 82V81H20ZM20 82L18 83L19 85H20ZM48 82V81H47ZM53 82V81H52ZM50 83V82H48V83H50V84H54L55 83V79H54V82L53 83ZM66 82V83H67ZM72 82V81H71ZM78 82V81H77ZM86 82V81H85ZM89 82H90V80H89ZM135 82V81H134ZM183 82V81H182ZM188 82V81H187ZM207 82H208V80H207ZM44 83H46V82H44ZM64 83L65 82H63V84L62 85H64ZM82 83H84V82H82ZM86 83H88V82H86ZM108 83V82H107ZM114 83H115V81H114ZM118 83V82H117ZM125 83V82H124ZM145 83V84H144ZM147 83V84H146ZM148 83H150V84H148ZM204 83V82H203ZM11 84V83H10ZM17 84V82H14V86H17L16 85ZM27 84V83H26ZM56 84V83H55ZM54 84V85H55ZM85 84V83H84ZM83 84V85H84ZM90 84H91V82H90ZM88 85V86H91V85ZM96 84V85H95ZM151 84H152V86H151ZM209 84H211L210 82H209ZM57 86H58V84H56ZM55 85V86H56ZM70 85V84H69ZM72 86L74 85V83L73 84H71ZM75 85L77 86V84L75 83ZM82 85V86H83ZM116 85V84H115ZM146 85V87H147V85L148 86H151L149 89V91L148 90H146L145 88L146 87H144ZM181 85V84H180ZM13 86V87H14ZM22 86V85H21ZM27 86H28V84H27ZM54 86V87H55ZM75 86V87H76ZM111 86H112V84H111ZM136 86V87H135ZM192 86V85H191ZM196 86V87H197ZM200 86V85H199ZM205 86V85H204ZM203 86V87H204ZM242 86V85H241ZM86 86H84V91H85V88ZM104 87H106L105 89H100V88H104ZM104 87H100V88H98V90L97 91H99V89L101 90L100 92H99V94L97 93H93V94H96L97 95V98L96 99H98L99 101V104H98V102H96L97 104V112H98V115H99V113H102V114H100L99 116L100 117H105L106 118V115L105 116H103L104 114H106L105 113V111L106 112H109L110 113V115L112 114L111 112H113V110L114 111H116L115 110V108L113 109V110H110V109H112V107H114L115 106V103H116V101H115V99H116V97H115V99H114V101H111L110 99V96H111V94L113 95V93H114V96H115V94H116V92H115V90L113 89V91H111V89H109L110 87L109 86H104ZM207 87V86H206ZM17 89H19L18 88V86L16 87ZM23 88H25V86L23 87ZM78 88H81V85L79 84V86H78ZM148 88V87H147ZM167 88V91L165 90ZM190 88V89H189ZM192 87H188V89H189V91L190 90H192L191 89ZM195 88V87H194ZM201 88V87H200ZM243 88V87H242ZM46 89V88H45ZM44 89V90H45ZM71 89H72V87H71ZM76 89V88H75ZM83 89L81 90V92L83 91ZM182 89V88H181ZM187 89V90H188ZM196 89H198V88H196ZM195 89V90H196ZM206 89V88H205ZM49 90H50V88H48V95H49ZM51 90H53L52 89V87H51ZM56 90V89H55ZM55 90H53V92H55ZM67 90V89H66ZM73 90V89H72ZM88 90V89H87ZM183 90H185V89H183ZM187 90H186V92H187ZM215 90V89H214ZM213 90V91H214ZM8 92H10L9 90H7ZM29 91H31V90H29ZM89 91V90H88ZM110 91H111V93H110ZM117 91V90H116ZM120 91H123V90H120ZM192 91H194V89L192 90ZM192 91H190L191 93H192ZM202 91L203 90H201V93L200 94H202ZM205 91H207V89L205 90ZM36 92H38V94H40V91H35V93ZM43 92L44 91H42V96H43V98H41V99H45V96H46V94L47 93H45L44 92V95H43ZM64 92V91H63ZM77 92H79V91H77ZM76 91H75V93H77ZM118 92V91H117ZM149 92V93H148ZM216 92V93H217ZM21 93H24V95L26 94V96H27V92H20V94ZM33 94V92H30V94ZM189 93V92H188ZM11 94V93H10ZM10 94H8V95H10ZM31 94V95H32ZM53 94V93H52ZM55 94V93H54ZM53 94V95H54ZM73 94H74V92H73ZM79 94V93H78ZM85 94V93H84ZM89 94V93H88ZM88 94L86 93L85 95L86 96H88ZM192 94H194V95H197L196 93H192ZM207 94V93H206ZM16 95V94H15ZM19 95V93H17V96ZM35 95V94H34ZM37 95V94H36ZM41 95V94H40ZM40 95H38V96H40ZM66 95V94H65ZM90 95V94H89ZM120 95V94H119ZM212 95V94H211ZM3 96V95H2ZM20 96H22V95H20ZM28 96H29V94H28ZM56 96H58V95H56ZM67 96V95H66ZM66 96H64V97H62L63 99H66ZM75 96V95H74ZM73 96V97H74ZM76 96H78V95H76ZM150 96H149V98H150ZM192 96V95H191ZM202 96V95H201ZM23 97V96H22ZM49 97V96H48ZM55 97V96H54ZM61 97V96H60ZM57 98V99H55V102H57L56 100H60L61 98ZM72 96H70V98H71ZM172 97V96H171ZM199 97V96H198ZM197 97V98H198ZM206 97H208V96H206ZM218 97V96H217ZM26 98H28V97H26ZM33 98V97H32ZM38 98H40V97H38ZM77 98H79V97H77ZM77 98H76V100H77ZM160 98V97H159ZM163 98V97H162ZM24 97L22 98V99H20V100H23L24 101ZM31 99V98H30ZM30 99H28V100H30ZM34 99V98H33ZM37 100V101H42V100ZM49 99H50V102L49 103H53L54 102V100L52 99V96H51V98L49 97ZM48 99V100H49ZM53 101H52V100ZM74 99V98H73ZM81 99H82V97H81ZM79 100V101H84L83 99L82 100ZM93 99V98H92ZM96 99H95V101H96ZM113 99V98H112ZM122 99V97H120V100ZM146 99V98H145ZM161 99V98H160ZM165 99V97L163 98V100ZM188 99V100H187ZM196 99V98H195ZM194 99V100H195ZM201 99V98H200ZM27 100V99H26ZM25 100V101H26ZM66 100H68V99H66ZM147 100V99H146ZM157 100H158V98H157ZM166 100V99H165ZM164 100V101H165ZM191 100V99H190ZM22 101V102H23ZM31 101V100H30ZM35 101H36V99H35ZM44 101V100H43ZM62 101V100H61ZM61 101H59V103L61 102ZM91 101V100H90ZM92 101H94V100H92ZM152 101H154L153 99H152ZM167 101V100H166ZM169 101H172L171 99H169ZM168 101V102H169ZM197 101V100H196ZM204 101V100H203ZM215 101V100H214ZM21 102V103H22ZM46 102V101H45ZM75 102V101H74ZM73 102V104L74 105H76L75 103ZM85 102H87L86 100L84 101V103H83V106H84V109H81V111L79 110V112H81L79 115H75V114H78L77 112H75V114H74V111L72 112V109L71 110H68V109H66V108H63V105H60L61 107H59V106H56L55 105V108L53 107V108H49V109H51V111L48 109V108H46V110H48V111H50V113H53V111L55 112V110H56V115L55 116H52V117H50V118H46V119H44L43 120V118H42V122L44 121V123H42L41 121H38V120H36L37 119V117L35 118V121H32L35 125H38L39 124V122H40V124H46L47 122V124L49 125V126H51V128H52V126L55 128L56 126H57V122L58 121H61V123L62 122H67L66 123V125H68L69 126V129H72L73 130V126H75L76 127V129H77V126L79 127H83V125L85 124V123H87V124H89L88 125V127L90 128L89 130H88V128L87 127H85L83 130H81L80 131V134H78L79 132H76V131H74V134L76 133V135L75 136H77V138H75V136H74V138H75V142L73 141L74 140V138H73V136H71L70 135V137L72 138V139H70L71 141L69 142V143H71V146H73L72 144H76V146H77V148H78V152H79V154L80 155H82L83 156V158H80V157H78V155L76 156V155H74V151H73V149L75 148L74 146L73 147H71L70 145H67V150H68V152H67V154H66V156H67V161L64 163V162H62L61 164H59L58 162H59V160H60V157H61V152L63 151V153H64V150H63V148H65V147H61L59 144H57V142L56 141H58L57 139V137H59L58 135L59 134H57V133H55L57 136H55L54 137V139L55 140H52V141H55L56 142V145H54V146H58V148L59 147H61L60 149H62V151H60V149H58V151H60V154L58 153V155H60V156H58L59 158H57V153H56V158L58 159V164H56L55 163V165H53L52 164V166H49L51 163L50 162H52L53 160L52 159H50L47 155L44 157L43 155H41L40 153H39V155H41L42 156V159H40L41 161L39 162V163H35L34 164V162L31 160L32 159V157H27V156H24L25 155V151L24 150H21V147L23 148V147H25V142L24 141H22L23 143V145L24 146H22V144H20V146L18 145V144H16V142H18L17 140L15 141V138L14 137H16L17 136V134H15L14 133V135H16V136H14L13 135V138L11 137V140H10V142H12L13 141V143H11V144H13V145H15L16 144V146H12V145H7L5 148H3V152H2V154L3 155H5V157H6V159H7V163H4L5 165L3 166V163L1 164L2 165V167H5L4 169H2V171L0 172V264H38V262L43 258V257H46V256H48L50 259H49V261L46 263V264H102V263H100L101 261H99V255L101 254V250H102V247H103V244L108 240V237H109V233H111L113 230L116 232L115 233V235L118 237L117 239H121V240H123V239H125V240H127V242H129L130 244L132 243V244H134V247H130V246H128V247H130L129 249H128V247H127V252L129 253V258L127 259V261L125 260L124 262H126V264H147L148 262H147V257L149 258L150 256L149 255H151L152 253H151V251H153L154 249H155V247L154 246H156V244L157 243H159L158 242V235L156 234V231L158 230L156 227H158V224H159V222L162 220L163 221V215L165 214V215H167V210H168V207H170V205L171 204H173V203H175L174 202V199H172V198H169L168 200L166 199V200H164V202L161 200V199H158L159 201H162L161 203H162V205H163V207L162 208H160V209H156V211H153V209L156 207H154V208H152L153 206V203L152 204H149V202H146L147 201V199H145L144 197V195H147V193H150V192H145L144 190H143V192L144 193H140L139 195H141V197H143L146 201V204L148 203V205H150V206H146L149 210H152V212H155V213H150V216L147 214V212L146 211H149L148 209H145L143 206H145V205H142L141 203V205L138 203V206H137V208L139 209H142L141 207H143V209L140 211V210H137V212L139 213V214H136L137 212L136 211H134V210H132L131 211V213H133V214H136V215H138L139 217L138 218H134V217H130V215H129V213L128 214H126V216H123V219H121L119 222H117L116 224H111V222H112V220H113V217H114V214H115V209H114V207L116 208V206H113L112 205V207H109L107 204H104L105 202H103L101 199L103 198L102 196H101V194H102V192L101 191H103V189L101 190L100 188H101V182H100V184H98V185H100L99 187V191L98 192H101V194H100V196H96L95 198L93 197V196H95V195H93L94 194V192H93V188L91 189L92 190V192H89V195H90V193H91V197H92V199L91 200H89V201H86L84 198H83V194H82V192H83V190L82 189H80L81 190V193L79 192L80 190H79V188H78V190L76 191V197L75 196H73V194H72V196L70 197V199H71V201L69 202V204H67V205H64L63 207L62 206H60V202L62 201V200H64V199H62L61 200V198H59L61 195L58 193V192H62V191H67V189L69 190L67 193H69L70 192V190L71 189H69L70 188V185L73 183V181L75 180V178H77V174H80L81 175V173L83 172H87V173H89L90 172V174L91 173H93V172H95V168L96 167H94L96 164H98L97 162H95V159H96V161H98L97 160V158L96 157H99V159H100V157H104L105 155L104 154H102V149H101V145L99 144V142H98V140H97V137H96V135L94 134V132H93V128L91 129V127H90V122L92 123V120L90 121V119L92 118L91 117V114H93V113H91L90 111H91V108L92 109H94L93 108V106L90 108H88V105H87V103H85ZM115 102V103H114ZM120 102V101H119ZM126 102V101H125ZM158 102H160V101H158ZM158 102H157V104H158ZM189 102V101H188ZM191 102V101H190ZM189 102V103H190ZM192 102L194 103L195 101H193L192 100ZM199 102V101H198ZM212 102V101H211ZM215 102H217V101H215ZM17 103H19V102H17ZM63 102H61V104H62ZM70 102L68 101V104H69ZM80 103V102H79ZM89 103V102H88ZM92 103V102H91ZM95 103V102H94ZM165 103H167V102H165ZM188 103V104H189ZM219 103V102H218ZM64 105H66L65 104V102L63 103ZM90 104V103H89ZM130 104V103H129ZM147 104V103H146ZM150 104H154V103H150ZM156 104V103H155ZM160 104V103H159ZM23 105V104H22ZM95 105V106H96ZM134 105V104H133ZM132 104H130V106H128V108H130V107H132L133 109H135L136 107H138V105L136 106V107H134ZM142 105V104H141ZM144 105V104H143ZM162 105H164V104H162ZM161 105V106H162ZM183 105V104H182ZM194 105H196V104H194ZM37 106V105H36ZM39 106V105H38ZM72 106V105H71ZM78 106V105H77ZM83 106H81V107H83ZM140 106V105H139ZM158 106H160V105H158ZM157 106V107H158ZM168 106V105H167ZM167 106H164V108L166 107L167 108ZM171 106V105H170ZM170 106H168V107H170ZM177 106V105H176ZM201 106V105H200ZM214 106H216V105H214ZM23 107H25V106H23ZM34 107V106H33ZM40 107V106H39ZM39 107H37V111L39 110ZM65 107V106H64ZM124 107V106H123ZM125 107H126V105H125ZM141 107V106H140ZM143 107V106H142ZM145 107V106H144ZM143 107V108H144ZM153 107V106H152ZM156 107V106H155ZM155 107H153V108H155ZM157 107H156V109H157ZM163 107V106H162ZM208 107H210L209 105H208ZM218 107V106H217ZM5 108V107H4ZM4 108H2L3 110H4ZM59 108H61V109H59ZM79 108H80V106H79ZM148 108H149V106H148ZM172 108V107H171ZM173 108H174V106H173ZM180 107H178V109H179ZM182 108V107H181ZM192 108V107H191ZM262 108V107H261ZM27 109V108H26ZM28 109H29V111H31V109H30V107H28ZM41 109V108H40ZM54 109V110H53ZM136 109H138V108H136ZM151 109V108H150ZM169 108H167V109H165V111L166 110H168ZM194 109V108H193ZM193 109L191 110L192 112H193ZM200 109V108H199ZM203 109V108H202ZM2 110V112H4L3 114H5V112L6 111H3ZM41 110H43V109H41ZM45 110V109H44ZM53 110V111H52ZM59 110V111H58ZM95 110V109H94ZM94 110H92V112H94ZM111 112H110V111ZM139 110H140V108H139ZM139 110L138 111H135V115H137V113L139 112ZM163 110V109H162ZM173 110V109H172ZM197 110H198V108H197ZM201 110V109H200ZM206 110V109H205ZM204 110V111H205ZM215 110H217L216 112H218V110H220L219 108H216V109H212L211 110V112H210V117H211V120L213 121V122H215L216 123V127L218 128H220L222 125H224V124H227L228 123V125H229V123H231V122H234V124L236 125L237 124V128L240 130V134L238 133V132H236L235 130H233V131H235L237 134H239V138H242V140L243 141H245V143H247V142H249V144L251 145L252 143L254 144L255 142H252L253 140H254V138H252L251 137V133H249L248 131H249V129L250 128H248L247 126H248V124H251V123H248V121H247V119H248V116H247V119H245L244 117H241V118H239V120H232V118H221V117H219V116H215ZM23 111H25V110H22V113H23ZM123 111V110H122ZM130 111V110H129ZM154 111V110H153ZM160 111H161V109H160ZM169 111V113L171 112V109L170 110H168ZM177 111H179V110H176V111H174V113H177ZM196 111V110H195ZM194 111V112H195ZM222 111H224V109L222 110ZM237 111V112H238ZM7 112H8V110H7ZM28 112V111H27ZM137 112V113H136ZM180 113H181V111H179ZM183 112H184V114H186L187 113V110H183ZM186 112V113H185ZM190 111H188V113H189ZM193 112V113H194ZM196 112H198L199 113V111H196ZM195 112V113H196ZM203 112V111H202ZM209 112V111H208ZM233 112V111H232ZM264 112V111H263ZM18 113V112H17ZM31 113V112H30ZM33 113V112H32ZM38 113H39V111H38ZM49 113V112H48ZM47 113V117H49V114ZM114 114H112L113 116H115V118H119L118 117V115H117V113H115V112H113ZM141 113L142 114H144V115H146L147 114V112L145 113V110H144V112H143V110L141 109ZM152 113V112H151ZM187 113V114H188ZM194 113V114H195ZM207 113V112H206ZM260 113H262L261 111H260ZM259 113V114H260ZM19 114H21L20 113V111H19ZM42 114V113H41ZM122 114V113H121ZM141 114V115H142ZM194 114H193V117H195L194 116ZM220 114H221V111H220ZM264 114V113H263ZM263 114H261V116L263 115ZM14 115V114H13ZM36 115V114H35ZM144 115L142 116V120H144L143 119V117H144ZM150 116L152 115V114H149ZM149 115H146L145 117H147V118H149ZM155 115V114H154ZM190 115V114H189ZM203 115H205V114H203ZM231 115V114H230ZM256 115V114H255ZM36 116H42V115H36ZM46 116V115H45ZM138 116V115H137ZM140 116V115H139ZM168 116V115H167ZM180 116V115H179ZM188 116V115H187ZM186 116V117H187ZM202 116V115H201ZM229 116V115H228ZM234 116V115H233ZM232 116V117H233ZM237 116V115H236ZM245 116V115H244ZM253 115L251 114V120L253 121V119L255 120V118H253L252 117ZM257 116H259V115H257ZM4 117V116H3ZM15 117H17V116H15ZM23 117H24V115H23ZM29 117V116H28ZM107 117H109V116H107ZM122 117V116H121ZM191 119L193 118V117H191V116H189ZM188 117V118H189ZM217 117V118H216ZM34 118V117H33ZM95 118H97V117H95ZM129 118V117H128ZM134 119H136V118H140V117H136L135 118V116L133 117ZM146 118V119H147ZM152 118V117H151ZM151 118H149V120H150V123H155V121L153 122L152 120L153 119H151ZM180 118H181V121H182V118L183 117H179V121H180ZM184 118H185V116H184ZM258 118V117H257ZM13 119H15V118H13ZM13 119H12V123H15V122H13ZM17 120H18V118H16ZM22 119H24V118H22ZM55 119V120H54ZM60 119V120H59ZM104 119V118H103ZM106 119H108V118H106ZM110 119V118H109ZM140 119V120H141ZM167 119H169L168 117H167ZM195 120H196V118H194ZM193 119V120H194ZM262 119H263V117H262ZM17 120H15V121H17ZM34 120V119H33ZM41 120V119H40ZM56 120H57V122H56ZM98 120H99V118H98ZM102 120V119H101ZM112 120V119H111ZM148 119H147V121H149ZM158 120V119H157ZM178 120V119H177ZM190 121V119L188 120V119H186L185 118V120L184 121ZM201 120H202V118H201ZM26 121H27V119H26ZM26 121H25V123H26ZM36 121H38V122H36ZM51 121V122H50ZM56 124V126H54V123ZM117 122V120H114V122ZM130 121H132V120H130ZM134 121V120H133ZM133 121H132V126H133ZM152 121V122H151ZM179 121H176L177 123H179ZM183 121V122H184ZM209 121V120H208ZM207 121V122H208ZM249 121H250V119H249ZM258 121V120H257ZM257 121H256V123L255 124H257ZM262 120H260L259 121V124H258V127H259V125H260V122H261ZM10 123H11V121H9ZM20 122V121H19ZM15 123V125L17 124V125H19V124H21V123ZM46 122V123H45ZM84 122V123H83ZM93 122H94V120H93ZM115 122V124H117ZM182 122V123H183ZM191 122V121H190ZM189 122V123H190ZM205 122V121H204ZM211 122V121H210ZM209 122V123H210ZM255 122V121H254ZM263 122V121H262ZM27 123H28V121H27ZM60 122H59V125H60V129H61V124ZM124 123V122H123ZM126 123V122H125ZM127 123H129V121H127ZM126 123V124H127ZM137 123H140V124H137V125H135L134 126V129H135V127L136 128H138V125H141V123H142V121H140V122H137ZM143 123H144V121H143ZM143 123H142V125H143ZM146 123H148V122H146L145 121V127H146V125H150V124H146ZM181 123V122H180ZM185 123H187V122H185ZM183 124V125H186V124ZM189 123L187 124L188 126H189ZM203 123V122H202ZM208 123V124H209ZM40 124H39V126H37V127H39L38 129H40V131H41V127H40ZM46 124V125H47ZM64 124V123H63ZM126 124H124V125H126ZM157 124V123H156ZM172 124V123H171ZM207 124V123H206ZM214 124V123H213ZM264 124V123H263ZM263 124H261V125H263ZM24 125V124H23ZM66 125H65V127H66ZM94 127L96 126V124H92ZM102 125V124H101ZM118 125V124H117ZM175 125V124H174ZM182 125V126H183ZM186 125V126H187ZM211 126H212V124H210ZM219 125V126H218ZM21 126V125H20ZM31 127V129H32V131L34 130V127L32 128V126L31 125H28V127ZM102 126H104V125H102ZM109 126V125H108ZM131 126V127H132ZM156 125H154L153 127H151L150 126V129L152 130V131H154V135H153V137H152V135L150 134V136L149 137H152V139L154 140V139H156L154 142L155 143H157V141H159V138H161V136H162V134H161V130H157V128H155V130H156V132H155V130H153L154 129V127H155ZM170 126V125H169ZM182 126H180V127H178V130H183V128H181ZM253 126V125H252ZM16 127V126H15ZM28 127L26 128V129H24L25 131H27L28 130ZM64 127V126H63ZM72 127V128H71ZM140 127V126H139ZM145 127L144 128H140V129H138V132H140L139 133V135L140 136H142L143 137V135L142 134H144L145 135V137H146V135H149V134H147V133H151L150 132V130L147 132L146 131V129H145ZM149 126H147V129H149L148 128ZM172 127V126H171ZM177 127V126H176ZM216 127H214V128H216ZM264 127V126H263ZM8 128H10V127H8ZM11 128H12V126H11ZM20 128V127H19ZM18 128V129H19ZM22 128V127H21ZM23 128H24V126H23ZM50 128V129H51ZM54 128H52L53 130L52 131H55L54 130ZM153 128V129H152ZM181 128V129H180ZM188 128V127H187ZM187 128H186V130H187ZM222 128H225V126H222ZM222 128H220V129H222ZM227 129H229V127L227 126L226 127ZM5 129V128H4ZM17 129V130H18ZM58 129V128H57ZM56 129V130H57ZM62 129H64V128H62ZM61 129V131L60 130H58V131H60V133H62L63 134V132L65 131H63ZM75 129V128H74ZM107 129V128H106ZM158 129H160V128H158ZM171 129H173V127L171 128ZM174 129H175V127H174ZM207 129H210L209 127L207 128ZM260 129V128H259ZM7 131H8V129H6ZM17 130H14L15 132H17ZM42 130H43V127H42ZM48 130V129H47ZM90 131V132H86V131ZM108 130V129H107ZM128 131H129V128L127 129ZM132 130V129H131ZM135 130H137V129H135ZM140 130V131H139ZM142 130H145L144 132L142 131ZM168 130H170V129H168ZM175 130H177V129H175ZM178 130H177V132H178ZM184 130H185V128H184ZM183 130V131H184ZM214 130H216V129H214ZM2 131V130H1ZM5 130H3L2 131V134L3 133H5L4 132ZM10 131V130H9ZM18 131H20V130H18ZM23 131V130H22ZM21 131V134H23V132H25V131H23L22 132ZM71 130H69V132H70ZM252 131V130H251ZM250 131V132H251ZM254 131V130H253ZM84 132H86V133H84ZM108 132V131H107ZM115 132V131H114ZM130 132V131H129ZM33 133V132H32ZM40 133H42V132H40ZM38 134L37 135V133H35L36 134V136H35V134H34V136H35V138L36 137H41L44 133H42V135L41 134ZM65 133V132H64ZM132 133V132H131ZM131 133L130 134H127V133H125V135L124 136H128V135H131ZM174 133V132H173ZM180 133V132H179ZM182 133V132H181ZM256 133V132H255ZM1 134V133H0ZM25 134V133H24ZM53 134L54 133H52V135H49V134H47V131H46V133H45V135L44 136H47V139H50V138H48V137H50L51 136V138H53ZM61 134V135H62ZM73 134V135H74ZM133 134H137V133H133ZM26 135H28V136H30V134H28V131H27V133H26ZM39 135H41V136H39ZM49 135V136H48ZM60 135V136H61ZM122 135V136H123ZM241 135V136H240ZM253 135H254V133H253ZM257 135H258V133H257ZM260 136L261 135H264V132H261L260 131V134H259ZM2 135H0V137H1ZM7 136H12L11 134H6V136H4L5 138L7 137ZM32 136V135H31ZM140 136H138V138H139V140H142L141 138L142 137H140ZM172 136V135H171ZM189 136V134L186 136V137H188ZM21 137H23V135H21ZM63 137V138H62ZM134 137V136H133ZM169 137V136H168ZM190 138H192L191 136H189ZM17 138V137H16ZM35 138L34 137H32V139H34L35 140ZM57 138V139H56ZM61 138V140H62V142L64 143L65 142V137L62 135L61 137H59V139ZM119 138H121V137H119ZM138 138L137 139H135V140H137V142L139 141L138 140ZM144 138V137H143ZM147 138H148V136H147ZM165 138V137H164ZM170 138V137H169ZM169 138H168V140H169ZM179 139H180V141H181V139H182V137H181V135H180V137H178ZM185 138V137H184ZM183 138V139H184ZM189 138V139H190ZM3 139V138H2ZM13 139V140H12ZM30 139V138H29ZM31 139V140H32ZM41 139H43L42 137H41ZM128 138L127 137H125V142H124V140H122V142H121V144H122V146H124L123 144H125L126 145V147L125 148H127V147H129V145L127 144L128 142V140H127ZM171 139H173V138H171ZM175 139H177V138H175ZM174 139V140H175ZM199 139V138H198ZM253 139V140H252ZM256 139V138H255ZM20 140V139H19ZM30 140V141H31ZM33 140V142L35 143L36 142V145L37 146H40V144H38L39 142H37L39 139L38 138H36V140L34 141ZM50 140V141H51ZM127 140V141H126ZM133 140L134 139H132V141L130 140V143L131 142H133ZM134 140V141H135ZM164 140V139H163ZM166 140V139H165ZM185 140V139H184ZM188 140V139H187ZM186 140V141H187ZM257 140V139H256ZM255 140V141H256ZM4 142H5V140H3ZM41 141V140H40ZM43 141H44V139H43ZM49 141V140H48ZM152 140L150 139V140H143V142L141 141L139 144L137 143L135 146L137 147V149L139 150V152H140V154H138L137 152H136V150L133 152V151H131V155L128 153V152H126V151H124V147H123V150L121 149L122 148V146H120L119 144V146L118 147H116V144H114L115 145V148L112 150L111 148V153L109 154L110 156H109V160H108V158L107 157H105V158H102V163L103 162H105V161H108L107 162V165H109V166H112V165H114V166H118V167H120V168H122L120 171L122 172V170H123V168H129V167H135V169H137L136 167L138 166V164H139V166H144V167H147V168H151V167H153L152 166V164H153V162H159V160H160V164H162V168H163V170H161L160 169V171L161 172H163V174H158L159 175V177H160V181H161V179H163V180H166V182H167V180L170 182V183H172L173 185H175L174 187L175 188H178L179 190H180V195H181V192L182 193H185V195L188 193H190L191 192V190H189V192H188V189L189 188H191L192 187V185H194L195 186V184L196 185H198L197 187V189L199 190V188H201V189H203V190H205V191H210V193H209V195L211 196L210 198H211V200H210V203L208 202L209 201V197H208V192H205L206 194H207V196H206V198H207V200H204L205 198H202V196H201V193H202V190L201 191H198V196H199V198L201 197L203 200H204V203L203 204H201V202L200 203H195V204H192L194 201H197V200H195V198L192 200L193 202L192 203H189V204H192V206H191V210H189L188 211V213H185L184 212V215H187V216H185V218H187L188 216H190V222H193V220H194V222H195V220H199L200 219V222H198V221H196L195 223H196V225H198V226H196V229H197V227H198V229H199V226H202L201 224H203V223H201V221H203L204 222V225H207L206 226V230H205V234L207 233L208 235H206V236H204L203 235V237L204 238H208V237H212V235H225L227 238H228V241H230L231 239H232V237H233V234H234V230L236 229V228H239V225H238V227H233L232 226V224L229 226L228 224H226V218H227V213L228 212H230L229 210H231L232 211V208H236V209H234L237 213V217H235V215H232V216H234L235 218H237V219H240V225H241V227L242 226H244L243 225V219H241V217L242 216H244V211L246 212V210H249V209H254V210H257L258 212V214L257 213H255L254 214V216L257 214L258 215V218H257V221L254 223V220H252V223H254V225H253V227H251V230H250V236H251V234H252V237L254 238V241L255 242H253L254 244L256 243V241L257 242H259L260 244H262L263 243V245H264V162L263 163H261L263 160H261V162H260V164H263L261 167L260 166H258L257 164H255V165H253V168H251V166H252V164H251V166L249 165L248 167L247 166H245L246 164H239V165H241V166H243L244 165V167L245 168H248V169H251V172H248L247 171V169H245L244 170V173H243V170H238V169H242V167L240 168V167H237V166H235V164L234 163H231V164H234V165H231V164H227V165H225V164H222V163H220V164H222V166H220V164L218 163V161L215 159V157H217V156H215L216 154H217V152H216V150H212V151H215V152H212L210 155L209 154H206V156H203V157H201V158H199V160L197 161L196 159V165L194 164V167H195V169H194V167L192 168L191 167V165H193V164H191L190 166H188L187 164H186V160L184 159L183 161H184V163L182 162L181 164H180V166H178V164H176V163H173V161L175 162V160H173V158L172 157H174V156H172V154H170V150L168 151L167 150V148H170V147H167L166 149H164V152H161V153H156L157 152V150L155 149V146L154 145H152V143L153 142H151ZM160 141H161V139H160ZM159 141V142H160ZM171 141V140H170ZM180 141H179V143H175V144H177V145H174L175 147L176 146H178L179 144H180ZM189 141V140H188ZM187 141V142H188ZM194 141V140H193ZM14 142H15V144H14ZM47 142V141H46ZM74 142V143H73ZM136 142V141H135ZM134 142V143H135ZM164 141H162V143H163ZM178 142V141H177ZM251 142V143H250ZM261 142V141H260ZM20 143V142H19ZM29 143V142H28ZM27 143V144H28ZM32 143V142H31ZM33 143V144H34ZM44 143V142H43ZM54 143V142H53ZM113 143H115V142H113ZM117 143V142H116ZM120 143V142H119ZM161 143V144H162ZM171 143H173V142H171ZM183 143V142H182ZM189 143V142H188ZM264 143V142H263ZM2 144H3V142H2ZM33 144H31V146H32V148L34 149H36V145H35V147H34V145ZM45 144V143H44ZM49 144V143H48ZM47 144V145H48ZM186 144V143H185ZM252 144V145H253ZM256 144H257V142H256ZM50 145V144H49ZM49 145H48V147H49ZM66 145V144H65ZM128 145V146H127ZM138 145V146H137ZM158 145V144H157ZM169 145H172V144H169ZM260 145H262V144H260ZM30 146V145H29ZM30 146V147H31ZM134 146V147H135ZM162 146H163V144H162ZM174 146H173V148H174ZM181 146V145H180ZM182 146H183V144H182ZM192 148H194L192 145H190ZM254 146H256V145H254ZM258 146H259V143H258ZM2 147V146H1ZM28 147V146H27ZM43 147H45V145L43 146ZM55 147V148H56ZM133 147V148H134ZM186 147V146H185ZM188 147V146H187ZM190 147V148H191ZM200 147H202V146H200ZM248 147V146H247ZM262 147H264V146H262ZM159 148V147H158ZM160 148H161V146H160ZM210 148V147H209ZM252 148V147H251ZM1 149V148H0ZM26 149V148H25ZM34 149V150H35ZM40 148H38L36 151H38ZM47 149L48 148H44V152L46 151V154H49V152H47ZM50 149H52V148H50ZM53 149H54V147H53ZM53 149L51 150L52 151V153H55L56 151H53ZM57 149V148H56ZM170 149H172V148H170ZM183 149V148H182ZM189 149V148H188ZM188 149H186V151H185V153L187 152V150ZM200 149V148H199ZM260 149V148H259ZM127 150V149H126ZM174 152H176L174 149H172ZM177 151H178V149H176ZM181 150V149H180ZM202 150V149H201ZM23 151V152H22ZM29 151H31L30 153H34V152H36V151H34V152H32L33 150L31 149H29ZM29 151H27V153H29ZM183 151H184V149H183ZM192 151V150H191ZM191 151H188L189 153H192ZM195 151H196V149H195ZM194 151V152H195ZM204 150H202V152H203ZM43 152V151H42ZM44 152H43V154H44ZM97 153V155L98 156H96L95 158L94 157H92V154H94V153ZM99 152H101V153H99ZM202 152H200V153H202ZM21 153H23L24 155H22ZM29 153V154H30ZM85 153H89V155H86L87 157H85L84 155H85ZM104 153V152H103ZM137 153V154H136ZM156 153V154H155ZM180 153V152H179ZM196 153V152H195ZM199 153V154H200ZM209 153H210V151H209ZM75 154H77V153H75ZM100 154V155H99ZM106 154V153H105ZM160 154V158L159 159H157L158 161H156L155 160V155H159ZM184 154V153H183ZM197 154H198V152H197ZM28 155V154H27ZM34 155V154H33ZM38 154H36V156H37ZM38 155V156H39ZM132 155H139V162H138V160H137V158H135L134 156H132ZM192 155H193V153H192ZM218 155V154H217ZM262 155V154H261ZM49 156H52V155H49ZM194 156H195V154H194ZM193 156V157H194ZM201 156V155H200ZM199 155H198V157H200ZM1 157V156H0ZM137 157V156H136ZM259 157H261V156H259ZM86 158V159H85ZM107 158V159H106ZM189 160H193V158L191 157V156H189V157H187ZM218 158V157H217ZM50 159V160H49ZM62 159H64V158H62ZM84 159V160H83ZM94 159V160H93ZM187 159V160H188ZM219 159V158H218ZM2 160V159H1ZM33 160H34V158H33ZM177 160V159H176ZM258 160L259 159H257V161L256 162H258ZM64 161H65V159H64ZM91 161V162H90ZM182 161V160H181ZM138 162V163H137ZM188 162V161H187ZM192 162V161H191ZM92 163H94V165H92ZM106 163V162H105ZM114 163V164H113ZM195 163V162H194ZM188 164H189V162H188ZM259 164V163H258ZM259 164V165H260ZM102 165H104V164H102ZM178 167H177V166ZM223 165H225V166H223ZM236 165H238V164H236ZM84 166V167H83ZM116 166V168H112L111 167V172H109V170H108V177H110V180H111V182H112V179H113V181H115V179H118L119 181L121 180V176H122V173L120 174V171H119V173L117 172V170H119V168ZM255 166V167H254ZM83 167V168H82ZM131 167V168H132ZM143 167V168H144ZM161 167V166H160ZM197 167V168H196ZM198 167H200V168H198ZM256 167H260V168H258V169H255ZM97 168H99V167H97ZM97 168H96V172H97ZM132 168V170L134 171V169ZM106 169V168H105ZM252 169H253V172H252ZM93 170V171H92ZM98 170H100V169H98ZM140 170V169H139ZM138 170V171H139ZM115 171V172H114ZM124 171V170H123ZM129 171V170H128ZM138 171H136L135 170V172H133L132 173V171H131V175L129 176V177H132V178H130L129 179V177L127 178V180H124V179H122V184H128V186H129V184L131 185L132 184V186H133V182H135L134 184H136V185H138V183H137V181H136V179H139V181H141V177H142V179L145 181V179H144V176L145 177H147V176H149L151 173H148V172H150V171H148V172H146L145 174L146 175H144V176H141V174H143L142 172H141V174L138 172ZM143 171V170H142ZM145 171H147V170H145ZM145 171H143V172H145ZM153 171H158V170H153ZM33 172H35V173H33ZM152 172V171H151ZM87 173H86V175H87ZM115 173V174H114ZM134 173H136V175L134 174ZM158 173H159V171H158ZM102 174V173H101ZM113 175L114 177L115 176H117V177H115V179L113 178V176H111V175ZM120 174V177H118V175ZM135 175V177H134V175ZM157 174V173H156ZM99 175H100V173H99ZM103 175V174H102ZM141 177H140V176ZM164 175V176H163ZM127 176V175H126ZM138 176H139V178H138ZM163 176V177H162ZM243 176V179H244V177H247L248 179H246L247 180V184H245V186L242 188V191L243 192H241V189H239V190H237L236 189V187H235V185H236V183L239 181V179L241 178ZM107 177V178H108ZM134 177V178H133ZM85 178V177H84ZM86 178H87V176H86ZM105 178V177H104ZM104 178H103V180H104ZM149 178V177H148ZM150 178H152V177H150ZM149 178V180H151ZM153 178H154V176H153ZM153 178H152V180H153ZM239 178V179H238ZM83 179V178H82ZM101 179V178H100ZM85 180V179H84ZM103 180L101 179V181H102V183H103ZM110 180H108V181H110ZM129 180V181H128ZM148 180V181H149ZM158 180V179H157ZM49 182V185H47L46 184V186H48V187H45V189L46 188H50V192H52V193H57V196H59V197H56L57 199L59 198V200H58V202L59 203H57V205H59L60 206V208H57V205L55 204V201H54V204L56 205H51V203H48L49 201H50V198H51V200H52V197L53 196H55V195H53V194H51V196H49V199L47 198V200H46V204H48V207L47 208H49V206H52V208L54 209V207L53 206H55L57 209H56V211L55 212H52V215H53V217H55L54 218V220L56 219V221L58 222V223H53L54 225H52V226H50V227H48L47 229H46V231L45 232H42V233H45V234H42V236H40L39 237V239L41 240L39 243H36L33 239H31L30 237H29V234L31 233V232H33L34 230H36L37 228H38V226L41 224V222L43 221V218H45L47 215H48V213L50 212L49 210H47V209H45V210H43V205L45 204V202H44V200H41L39 197L37 198L35 195H34V193L35 194H37V192L39 193V190H37V188H36V190L34 191V187L33 188H31L32 186H35V187H38L40 184H45L46 182ZM108 181H106V182H108ZM147 181V180H146ZM159 181V182H160ZM105 182V181H104ZM143 182V181H142ZM151 182V181H150ZM149 182V183H150ZM153 182V181H152ZM163 182V181H162ZM239 182H244V180L243 181H239ZM245 183V182H244ZM243 183V184H244ZM75 184H76V182H75ZM74 184V185H75ZM105 184V183H104ZM144 184V183H143ZM159 184V183H158ZM160 184H162V183H160ZM166 184V183H165ZM238 184V183H237ZM242 184V185H243ZM118 185V184H117ZM239 185V184H238ZM241 185V186H242ZM123 186V185H122ZM141 186V185H140ZM139 185L137 186V188H136V186H135V188L136 189H139V187H140ZM146 186V185H145ZM169 186V185H168ZM171 186V185H170ZM170 186H169V188H170ZM240 186V187H241ZM41 187V186H40ZM71 187H73V186H71ZM107 187V186H106ZM109 187V186H108ZM113 187V186H112ZM124 187V186H123ZM196 187V186H195ZM239 187V186H238ZM87 188H88V186H87ZM86 188V189H87ZM89 188H90V186H89ZM98 188V187H97ZM126 188H128V187H126ZM132 189L134 188V187H131ZM134 188V189H135ZM193 188V187H192ZM31 189V190H30ZM33 189V190H32ZM44 189V190H45ZM122 189V188H121ZM135 189V190H136ZM143 189V186H142V188H141V190ZM153 189V188H152ZM164 189V188H163ZM90 190V189H89ZM115 190H117V188L115 189ZM123 190V189H122ZM124 190H125V188H124ZM134 190V191H135ZM146 190H147V188H146ZM155 190V189H154ZM157 190V192H158V188L156 189ZM155 190V191H156ZM168 190H170V189H168ZM173 190V189H172ZM176 190V189H175ZM186 190H187V192H186ZM195 190H196V188H195ZM29 191V192H28ZM85 191V190H84ZM110 191H111V189H110ZM139 191V190H138ZM171 191V190H170ZM194 191V190H193ZM197 191V190H196ZM31 192H34L33 194L31 193ZM46 192H48L47 190H46ZM71 192H73V190L71 191ZM77 192H79V193H77ZM137 192V191H136ZM248 194H247V193ZM40 193H41V191H40ZM39 193V194H40ZM49 193V192H48ZM88 193V192H87ZM116 193H120L119 192V190H117V192ZM138 193V192H137ZM146 193V194H145ZM155 193V192H154ZM159 193V192H158ZM174 193V192H173ZM172 193V194H173ZM176 193V192H175ZM195 194H196V192H194ZM46 194V193H45ZM50 194V193H49ZM59 194V195H58ZM84 194H86V193H84ZM95 194H97L98 195V193L97 192H95ZM121 194V193H120ZM125 194H126V192H125ZM132 194V193H131ZM142 194H144V195H142ZM152 194V193H151ZM247 194V195H246ZM47 195V194H46ZM53 195V196H52ZM67 195V194H66ZM103 195V194H102ZM104 195H106L105 194V192H104ZM103 195V196H104ZM111 195L112 196H114V194H113V192L111 193ZM122 195H123V193H122ZM174 195V194H173ZM192 195V194H191ZM190 194H189V199H192V197L190 198V196H191ZM63 196V195H62ZM107 196V195H106ZM129 195H127V197H128ZM130 196H133V195H130ZM136 196V195H135ZM176 196V195H175ZM194 196V195H193ZM197 196V197H198ZM41 197V196H40ZM48 197V196H47ZM88 197V196H87ZM90 197V198H91ZM99 197H100V199H99ZM105 197V196H104ZM108 197V196H107ZM121 197V196H120ZM123 197V196H122ZM149 197H150V195H149ZM153 197V196H152ZM174 197V196H173ZM204 197V196H203ZM241 197V199H242V203H239V201H238V199ZM63 198H65V196L63 197ZM67 198V197H66ZM65 198V199H66ZM133 198V197H132ZM132 198H130V197H128V199H132ZM154 198V197H153ZM162 198V197H161ZM164 198H165V196H164ZM43 199H46L45 198V196H43ZM69 199V196H68V201L70 200ZM104 199V198H103ZM112 199V198H111ZM116 198H114V200H115ZM137 199V198H136ZM152 199V198H151ZM157 199V198H156ZM113 200V201H114ZM137 200H139V199H137ZM181 200V199H180ZM183 200V199H182ZM202 200V201H203ZM57 201V200H56ZM122 201V200H121ZM129 201V200H128ZM127 201V202H128ZM132 201H134V200H132ZM153 201H154V199H153ZM157 201V200H156ZM178 201H179V199H178ZM191 201V200H190ZM115 202H116V200H115ZM145 202H142L143 204L145 203ZM186 201H184L183 203H185ZM108 203V202H107ZM117 203V202H116ZM128 203H130V201L128 202ZM132 203V202H131ZM151 203V202H150ZM157 203H160V202H158L157 201ZM157 203L155 204V205H157ZM207 203H209V204H207ZM113 204V203H112ZM119 204V203H118ZM133 204H134V202H133ZM69 205V206H68ZM124 205H126L125 204V202H124ZM45 206V205H44ZM66 206H68V207H71L70 209H68V211H65L63 208L64 207H66ZM211 206V207H210ZM152 209H151V208ZM171 207H174V206H172L171 205ZM182 207V206H181ZM132 208V207H131ZM130 207H128V209H131ZM134 208V207H133ZM135 208H136V206H135ZM209 209V211L207 212L206 211V209ZM98 209H100L99 211H98ZM127 209V210H128ZM179 209V208H178ZM177 209V210H178ZM181 209V208H180ZM189 209V208H188ZM117 210V209H116ZM183 211L184 210H181L180 212L181 213H183ZM119 212V211H118ZM123 212V211H122ZM130 212V211H129ZM150 212V211H149ZM179 212V213H180ZM233 212V211H232ZM54 213V214H53ZM126 213H127V211H126ZM119 214V213H118ZM121 214V213H120ZM173 214V213H172ZM229 214V213H228ZM234 214V213H233ZM250 214V213H249ZM253 214V213H252ZM52 215H50V216H52ZM125 215V214H124ZM257 215H256V217H257ZM228 216H230V215H228ZM231 216V217H232ZM168 218L170 217V214L167 216ZM233 217V218H234ZM245 217V216H244ZM177 218V217H176ZM184 218V217H183ZM182 218V219H183ZM252 218H253V215H252ZM51 219H52V217H51ZM165 219V218H164ZM178 219V218H177ZM182 219H178L177 220V222L179 221H181ZM244 219H247V217L246 218H244ZM255 219V218H254ZM166 220V219H165ZM251 220V219H250ZM249 220V221H250ZM51 221V220H50ZM170 221V220H169ZM168 221V222H169ZM171 221H174V220H172L171 219ZM170 221V222H171ZM188 221H189V219H188ZM53 222V221H52ZM115 222V221H114ZM113 222V223H114ZM190 222H188V223H186L187 224V228L189 227L188 226V224L190 223ZM197 222L198 223H201L200 225L199 224H197ZM251 222V221H250ZM162 223V222H161ZM160 223V224H161ZM163 223H164V221H163ZM173 223H175V222H173ZM194 223V224H195ZM206 223V224H205ZM49 224H51V222H49ZM181 224L182 225H184L185 224V221H184V224H183V220L181 221ZM186 224H185V226H186ZM246 224V223H245ZM177 225V224H176ZM181 225V227L183 228H181V230L183 231L185 228L183 227ZM204 225L202 226V227H204ZM168 226V225H167ZM237 226V225H236ZM250 226H252V224L250 225ZM170 227H172V226H170ZM177 227V226H176ZM194 227V226H193ZM173 228H175V227H173ZM180 228V227H179ZM201 228V227H200ZM157 229V230H156ZM160 229V228H159ZM164 229H166V228H164ZM202 229V228H201ZM167 230V229H166ZM180 230V231H181ZM204 230H202V231H204ZM237 230V229H236ZM181 231V232H182ZM188 231H189V229H186V232H187V235L188 234H190V233H188ZM196 231H201V230H195L194 231V233L195 234H197V232ZM218 231H219V233H218ZM184 232H185V230H184ZM185 232V233H186ZM40 232H38V234H39ZM172 234H174L173 232H171ZM192 234H194L193 232H191ZM203 233V232H202ZM222 233H224V234H222ZM236 233V232H235ZM248 233V232H247ZM37 234V233H36ZM167 235V234H166ZM170 234H168V236H169ZM175 235H176V233H175ZM182 235H183V233H182ZM180 236V237H177V239L175 240L174 239V241H173V250L175 251V249L177 250L178 249V246H179V244L182 246V243H185L182 239H186V237H187V235H186V237H185V235L184 236ZM199 235V234H198ZM217 235V237H216V239L218 238H221V237H219ZM236 235V234H235ZM244 235V234H243ZM177 236H178V233H177ZM189 236V235H188ZM202 236V235H201ZM239 236V235H238ZM250 236H248V237H246V240H247V242H251V241H249L248 239H252V237H250ZM170 237V236H169ZM173 238H174V235L172 236ZM181 237H183V238H181ZM202 237V238H203ZM214 237V236H213ZM171 238V237H170ZM176 238V237H175ZM189 238V237H188ZM243 238H245V237H242V239ZM114 239H115V237H114ZM165 239H167V238H164V240ZM180 239V240H179ZM201 239V238H200ZM213 239V238H212ZM216 239H213V240H216ZM217 239V240H218ZM236 239V238H235ZM237 239H239V238H237ZM241 239V240H242ZM111 240V239H110ZM157 240V241H156ZM211 240V239H210ZM224 240V239H223ZM233 240V239H232ZM156 241V243L154 244V242ZM161 241V240H160ZM187 241H188V239H187ZM116 242V241H115ZM127 242H125V245H126V243ZM162 242V241H161ZM168 242H169V240H168ZM182 242V243H181ZM194 242H196L195 240H194ZM192 243V244H196V243ZM206 242V241H205ZM220 242H222L221 244H222V246H218L215 242H213V244L215 243L216 245H215V247H213V248H210L211 249V252H210V249H209V247L211 246L210 244L211 243H209L208 245H210V246H208V245H206V246H201V247H203V249L205 250H207V252H208V250H209V252L210 253H212L211 255L210 254H207L208 256H205V255H203V256H205L206 258L205 259H208V260H210V263H211V261H215V260H217L218 258H220L221 257V254H223V248L226 250V247L227 246H229L230 244H228L226 247H224L223 245V241L220 239ZM219 242V243H220ZM233 242V241H232ZM231 242V243H232ZM234 242H236V241H234ZM246 242V241H245ZM165 243H166V240H165ZM197 243H198V241H197ZM218 243V244H219ZM239 243V242H238ZM244 242H242V244H243ZM252 243V242H251ZM252 243V244H253ZM130 244H128L127 243V245H130ZM167 244H171V241H170V243H167ZM191 244V245H192ZM203 244H205V243H203ZM202 244V245H203ZM225 244H227V243H225ZM241 244V243H240ZM253 244V248H255L256 246V244L254 245ZM108 245H110V244H108ZM118 245V244H117ZM172 245V244H171ZM170 245V246H171ZM175 245L177 246V248H175ZM196 245H198V244H196ZM245 245H246V243H245ZM245 245H244V247H245ZM251 245V244H250ZM111 246V245H110ZM132 246V245H131ZM168 246V245H167ZM170 246H169V249H171L170 248ZM183 246H184V244H183ZM193 246V245H192ZM252 246V245H251ZM201 247H198V248H200V250L202 249ZM206 247V248H205ZM218 247V249H214V248H217ZM220 247V248H219ZM116 248V247H115ZM124 248V247H123ZM208 248V249H207ZM231 248V247H230ZM247 248V247H246ZM253 248H251V249H253ZM122 249V248H121ZM131 249V250H130ZM169 249L167 250V248H166V250L165 251H163L162 252V261L164 262H166V261H168L169 259H168V254H169ZM182 249V248H181ZM184 249V248H183ZM191 249V248H190ZM203 249H202V251H203ZM212 249H214V250H212ZM245 249V248H244ZM243 249V250H244ZM123 250V249H122ZM173 250H172V252L170 253V254H172L173 253ZM189 250V249H188ZM197 250V249H196ZM199 250V251H200ZM224 250V251H225ZM229 249H227L226 250V252L228 253V252H230V251H228ZM242 250V251H243ZM247 250L248 249H246L245 251L247 252ZM254 251L256 250V249H253ZM252 250V251H253ZM167 251H168V253H167ZM171 251V250H170ZM198 251V252H199ZM212 251H214V252H212ZM126 252V253H127ZM180 253H181V251H179ZM189 252V251H188ZM187 252V253H188ZM191 252H192V254H191ZM191 252H190V254L189 255H191V257H192V255L194 254V253H196L195 251H192L191 250ZM194 252V253H193ZM207 252H205V254L207 253ZM233 251H231L230 253H232ZM244 252V251H243ZM115 254H116V252H114ZM151 253V254H150ZM177 253V254H176ZM174 252V254H176V255H181V254H178V252ZM201 253V252H200ZM199 253V254H200ZM203 254H204V251L202 252ZM201 253V254H202ZM226 253V254H227ZM240 253V252H239ZM255 253H256V251H255ZM254 253V254H255ZM104 254V253H103ZM109 254V253H108ZM107 254V255H108ZM114 254V255H115ZM118 254V253H117ZM169 254V255H170ZM174 254H172V257H173V259L176 257ZM198 253H196V255H197ZM198 254V255H199ZM248 254V253H247ZM259 254H260V256H259ZM106 255V254H105ZM188 255V254H187ZM189 255H188V257H189ZM196 255H195V257H196ZM198 255H197V257H198ZM209 255H210V257H209ZM223 255H225V254H223ZM228 255V254H227ZM230 255V254H229ZM240 255H242V254H240ZM256 255H258V257H260V260H257L256 261V263H254V264H264V246H263V248L260 250V252L258 251L257 253H256ZM128 256V255H127ZM202 256V257H203ZM243 256V255H242ZM247 258H248V256L247 255H245ZM184 258L186 257V256H183ZM182 256H181V258H183ZM187 257V258H188ZM191 257H189V260H190V258ZM207 257H209V258H207ZM228 257V256H227ZM236 257H238V255L236 256ZM5 258V259H4ZM180 257H178L177 258V260L179 259ZM239 258H240V256H239ZM242 258V257H241ZM243 258H245V257H243ZM253 258V257H252ZM251 257L249 258L250 260L252 259ZM105 259V258H104ZM118 259V258H117ZM123 259V258H122ZM204 259V260H205ZM224 259V258H223ZM246 259V258H245ZM100 260H102V259H100ZM175 260V259H174ZM176 260V261H177ZM185 260V259H184ZM184 260H183V262H184ZM188 260V259H187ZM188 260V261H189ZM192 261H193V263L192 264H194V259L192 258L191 259ZM195 260H196V258H195ZM202 260H203V258H202ZM204 260L202 261V262H199L198 260V262L197 261H195V264H196V262H197V264H202V263H204V264H206L208 261L206 260L205 262H204ZM225 260V259H224ZM103 261V260H102ZM148 261H149V259H148ZM161 260H159V263L160 264H164V263H162V261L160 262ZM192 261H189L190 262V264H191V262ZM201 261V260H200ZM218 261H219V259H218ZM106 262V261H105ZM108 262V261H107ZM181 262H182V260H181ZM182 262V263H183ZM221 262H223V261H221ZM112 263H113V261H112ZM152 263V262H151ZM150 263V264H151ZM171 263V262H170ZM176 263V262H175ZM174 263V264H175ZM180 263V262H179ZM209 263V262H208ZM209 263V264H210ZM213 263V262H212ZM110 264V263H109ZM121 264V263H120ZM167 264H168V262H167ZM185 264V263H184ZM189 264V263H188ZM219 264V263H218ZM226 264V263H225ZM228 264V263H227Z\"/></svg>",
	"mask_w": 264,
	"mask_h": 264
}]
</instances>
